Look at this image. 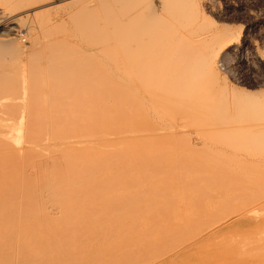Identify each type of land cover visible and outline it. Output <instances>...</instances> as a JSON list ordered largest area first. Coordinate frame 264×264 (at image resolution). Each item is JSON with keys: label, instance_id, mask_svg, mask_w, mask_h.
Returning <instances> with one entry per match:
<instances>
[{"label": "rangeland", "instance_id": "1", "mask_svg": "<svg viewBox=\"0 0 264 264\" xmlns=\"http://www.w3.org/2000/svg\"><path fill=\"white\" fill-rule=\"evenodd\" d=\"M19 1H20V4L21 5L18 3ZM98 1L99 0H29V2H28V0H23V1L22 0H16V1L15 0H0V39H4V42H5L4 45L3 44L1 45L0 53L4 52L2 54L6 55V56H3V55L0 54L1 55L0 58L2 57L0 59V75H2V77L0 76V79H3V80L5 79L4 80V83H6V84H4L2 82V80H1L0 84H3V85H1V88L0 89L3 90L4 92L6 91L5 94H7V95H5V98H6V96H7V98H9V96H10V98L8 100L6 98L5 101H4L3 100L4 99V93H3V91L0 92V94H3V95H0L1 96L0 97V123L2 124V122H3V124L5 123L4 124L5 126L6 125L7 126L8 125L11 126L12 129H11V127H7V128H9V130L10 129L12 130V131L10 130L11 132H13V128L15 126L16 127L15 131H17L16 133L19 134L18 137L20 138L19 140L21 141L18 144L16 143L18 146L15 143H13L12 141L15 139V137H17L18 134L14 135V133H11L10 132L12 134L11 135V134H9V130H7L8 131V134L6 132H5L6 134H3V132L6 131V130H4L6 127L2 124L5 128H2L0 126L1 127L0 128L1 129L0 130V133L2 132V129H3V132L1 134H3L4 137L9 138L10 136H13L12 137V141H10L11 137H10L9 140L7 139L9 141L7 144L12 143V145L16 149L10 147V145H7V144H6L7 146L5 145V147H9L8 150L11 148L10 149L11 151H12V149L15 150L18 153V156L21 155V157L24 156V153H25V157H27L26 156V153L29 150H33V152H34V153H32L31 151H29V152H31L30 153L31 154L30 156L27 154L28 157H30V158H32V156H33V158L35 157L36 159H40V158H43V157H47L48 156V153L47 152L46 153L44 152L46 156L45 155L44 156L41 155V157L36 156V154H37V152H39L37 154V155H39L42 152V151H40L42 148H45L46 145L48 146V144L51 143V141H53L54 139H56V138H54L55 136L52 137V136L49 135V133L54 134V132L56 131V127L58 126L57 125L58 122H54V121H58L57 120L58 118L56 117L57 119H55V116H58L56 114L59 111V108L60 107L62 108V106L64 108L60 109V112H59V113H61V115L65 111L66 115L68 116V114H69V116L72 118L74 116V115L72 116V114L75 113V114H77L79 116V118H77L78 120L76 119L77 122H79V123L80 122L81 123L84 122V124L80 125L81 124L80 123L77 126L78 123L76 124V120H74V122H75L74 123V122L71 121L72 119L71 120L69 119L70 117L69 118L66 117V118H68V119H66L64 117L65 116V113H64L63 116H60V117H61L62 121L66 119V121L68 122V124L69 125L71 124V127L73 125H75L78 128H80L79 126H81L82 128H85V126L86 127H89L88 125L93 126L94 124H95L94 126H96V124H97L96 122H94L93 124L90 123V122L93 121L94 118H95V120L97 119V120L100 121L101 120L100 117H97L96 115L95 116L94 115H90V118H88L89 117V114H85V117H87V119H86L85 117H83V114L80 113L79 110H78L79 112L77 111V113L75 111L77 109V108L75 109V107H77L76 105H78L81 102V100L80 101L79 100L75 101V99H77L76 96L78 94H80V93L82 94L83 91H84V89H83V91H78V88L77 87L79 85H82V87H83L85 84H89V83H90V85H88L86 87L92 86L91 83H93L92 82L93 79H88L89 76L91 77V75H92V77L94 78V80L96 79L98 81L100 78L101 79L99 80L100 83L99 82H96V80L94 81V85L96 84L95 87H94L95 89L94 88H91V87H89V88L94 89V90H97V88H96L97 86H99V88L101 89V88H105L106 87L105 85H107V87H109V88L110 87L113 88V90L112 89L110 90L111 92L108 90L109 88H107V89L105 88L104 89L106 91L105 93H107V95L103 94V91L100 93L101 90L99 91V89H98L99 93L101 95L103 94L102 96H105V97L107 96V99L106 98H103V99L100 98V99H102V101L100 100V102H102V103L104 102V104H101L99 102L98 98L96 97L95 100H98V102L100 103L99 104L100 109H97L98 104L96 103L97 104V107H96L97 110L95 109V107H94L95 110H89L88 109V108H90L89 104L91 105V102H89L90 100L85 103L84 100L82 99L84 103L81 102L82 105H85V106L88 107V108L86 107L87 108L86 110L91 111V113H94V111H96V112L99 111L100 112L101 109H102L101 110V113L105 112V110L107 108L106 109L105 108H101V106H103V105L106 106L105 103L109 104L113 108V110H108V113L109 114L106 115L107 117H109L107 123L110 124L109 127H111V128H115V126H117L115 128V129H117L116 130L117 131L116 132L117 134L114 132V129H112V131H113L114 134H112V133L111 134H107V133H110V131L108 129L109 127L107 128L108 125H106V127H105L104 125L106 123L105 124H102L101 123L102 121L104 123V120L107 121V119H104V118H106L105 117V114L106 113L104 115H101L100 114L101 117L103 118V120H101V122H100V124H102V126L99 127V128H102L101 131H103V134H102V132L100 133V136H101L100 137V139H101V149H103V150H101V156L103 157L102 159H104L106 157V152L107 151H109L107 153L108 154L107 155L108 156L107 157L108 159H109V156H110L109 153H111V154H112V152L115 153L114 151H117L119 153L122 152L120 155L117 154L118 156L117 155L116 156L115 155H112L114 158H110V159H113L112 162L115 160L113 162V164L110 163L111 161L108 160V159H106V158H105L106 161L105 160L102 161V159H101V161H102L101 162V165L104 162L103 167L105 169L103 168L102 169V172L100 174V178H101V181L100 182L101 183H104L105 185H102L101 184L102 187L100 186V189H99L100 190L99 191V193H100L99 197H100V201L103 200V199L104 200L106 199V200L103 201V202L102 201L101 202L99 201V208H101L100 203H102L101 205L104 208H106L108 211H111L112 212V213L111 212L108 213L107 216H106V213H105L106 210L104 208H103L102 211L100 210L101 211V216L103 214H104V216H106V217H104L105 220L103 219L104 221H106V222L109 223L108 219L106 220V218L107 217H110V218L112 217V220L114 221L116 219L115 222H117V223H118V221H120L119 223H121V222L124 223V220H127V221H129L131 223L133 222V224H135V226H136V223L137 222L138 223L141 222V223L151 224V221H152V223H156V225H161L159 223L164 222L165 219L167 218L166 219V223L165 222L162 223V225H161L162 228H161V226H158V228H157L160 233H162V232L163 233L164 232L165 233H167V232L170 233L169 235L168 234H164V236H163V233H162V236L164 238L171 235V230H173V232H174V229H175L174 226L175 225L177 226L176 228H178L179 225L181 224L182 226H185L183 228L185 230L188 228V226H189V228L192 229V230L190 229L189 232L187 230V233L188 234H186V232H184L186 235H182V233H183L182 231H181V234H180V230L182 228L181 225H180L181 228L176 229V230H178V232H179V234L181 236V237L179 236L181 238V240H182V237L183 236H185V237L186 236H189L190 237V238L189 237H186V238L183 237L185 239V241L186 240L187 241L185 242L183 240L184 243L182 241V245H180L181 243H178V245H180L178 247H181V246H184V245H188L189 243L191 244L192 243V239H193V241H194V239H195V241H199V240L201 241V240H206V239L207 240H211V237L210 236L208 238V235H209L210 232H208V234H207V231L212 230V228L214 230L216 229V231H219L221 229L220 230L221 232H222V230H223V232L226 231V230H228L227 232H229V233L231 232L232 235H230V234H228V235L232 236V238L229 236L230 238H227V240L233 239L235 237L234 233H236V230H237V232H238V230H240L239 233H240V235H243V236L244 235L246 236L247 234L250 235L251 233H253L252 231L255 230V228L257 227L256 226L254 228V225H258L259 230H261L260 229L261 225H262V227L264 226V219H262V217H264V211H263L264 205H262V204H264V190L262 189L264 187V180H262V179H264V146L261 147L263 145V142L261 143V141L264 138H262V139L260 138L261 141H259L258 143L256 142L257 145L254 144L253 140L255 141V139H256L255 137H256L257 133L259 135H262V136L264 135V134H262V133H264L263 132L264 131V125H263L264 118H261V117H264V0H150V1L149 0H145V1L144 0L143 1L141 0L140 1L139 0L141 3L136 2L138 0H132V1L130 0V2H129V0H109V1L108 0L104 1L103 0L102 3H100L101 0L99 2ZM175 1H177V2H175ZM12 3H14L15 5H16V3H18V5H16L17 8L14 7V5L12 6L11 5ZM26 3L28 4L27 6L25 5ZM86 3H88V4H86ZM90 3H91V5H90ZM135 3L138 6L136 5V7L134 8ZM22 4H24L23 7H21ZM127 4H129V5H127ZM148 4H149V6L152 5V4L154 6L152 5V7H149ZM176 4H177V6H176ZM118 5H120V6H118ZM145 5H146V7H144ZM171 5L172 6L174 5L173 6L174 7L173 9H171ZM18 6L21 7V8H19L20 10L18 9ZM129 6H131L132 8L129 7ZM128 7H129V10L130 11L128 10ZM93 8H95L97 10H95ZM150 8H152V10ZM180 8L182 9L181 10L182 11V14H178V11L176 12V10H179ZM16 9H17V11H15ZM74 10H75V12H74ZM124 11H128V13L126 12L125 15H122V14H124ZM94 12L96 14H94ZM153 12L155 14H158L159 16L154 15ZM170 12L172 13V15H171ZM102 13H104L103 14L104 16L106 14H108L113 19L112 20L111 19H108L107 22H106V19H104V18H106V17L107 18H110V17L107 16V15H106V17H103ZM78 14H84V15H80V16L83 17L84 19H85V17H87V21L88 22H91L92 23L93 20L95 22H97L96 28L99 27L98 28L99 29V32L100 33L102 32L103 35H105L107 33L106 34L107 37H104L103 39L100 38L102 40V44H99L101 42V40L99 39L100 42L98 41V38L96 36H99V34H98V31H96V30H95L97 32V33L95 32L96 36L94 34H92L93 35L92 37L95 36L96 39H97L96 40L97 42L95 43V40L94 39H92L94 42L91 41V38L92 37H90V40H89V38H88L89 36L88 35L86 36V33L87 32L84 33V31H83V30L87 29L86 26H85L86 28L83 29V26L84 25H87V23H85L86 20L84 21L83 18H82L81 19L83 21L82 22L79 19ZM90 15L93 16V17L96 16L95 19L92 18V17H91L92 19H90ZM120 15H121V17H120ZM131 15L133 16V18H131ZM153 15H154V18L157 17V19L159 18L160 20H158L156 22L157 24L156 23L155 24L153 23L152 24L153 26L152 25L148 26L147 25L148 24L147 22H149V21L152 20ZM116 16H117V18H116ZM148 17H151V18L147 19ZM115 18L118 19V21ZM20 19L21 20L22 19H25L26 21L25 20H22L21 21ZM73 19H74V21H73ZM163 19L165 21H163ZM132 20L135 21V22L133 23ZM108 21L109 22L111 21L113 24L112 23L110 24ZM115 21H116V23H114ZM145 21H147L146 22V25H144L145 24L144 23ZM21 22H23V23L20 24ZM100 22H102L103 24L100 23ZM151 22H149V24ZM83 23H85V24L84 25H81ZM121 23L122 24L124 23V25L122 26ZM126 23L127 24L129 23L130 26H128L129 25L128 24L127 27H125L126 26L125 25ZM142 23H144L143 24V27L145 26L144 28H142V26H141ZM165 23H168L170 25L169 27L171 29H173V31H171V33L168 31L169 28L167 30H165L163 28V26L166 27V25H167V24L165 25ZM92 24H89L87 26H90ZM100 25H101V27L102 26H104V27H102V29H101L100 28ZM112 25L114 27H112ZM116 25H117V27H116ZM157 25H159L160 27H158ZM161 25H163V26L161 27ZM146 26H147V29L148 30L145 29ZM119 27H121V29H119ZM123 27H125V28H123ZM156 27H157V29H159V28L160 29H164V32H163V30H161L162 31L161 34H163L162 37L165 35V33H168L169 35L172 34V36L170 35L171 37H168V34H166L167 35L166 37H168L167 40H166V37H165V39H163V40L168 41V45H167V42L166 41H163V40L159 41L160 44L157 41H154L155 42V44H154L152 38L150 39V40H152V43H151L150 40L147 39V38H150L149 36L153 37L152 35H154V34H155L154 37L155 36H159V35H157V33H155V32H158V30L155 31V28ZM112 28L114 30L116 29L115 32L113 31ZM174 28H175V31H174ZM28 29H29V32H28ZM93 29H95V28H93ZM109 29H110V31H109ZM176 29H177V31H176ZM126 30H128V31H126ZM138 30L140 32L141 31H144L145 33H147V31H149L150 34L148 33L147 36H142V38H141V36L140 37L139 36H136V35H139V33L137 32ZM88 31H90V30H88ZM45 32H46V34H45ZM124 32L127 33L126 37L124 35L126 33H124ZM129 32L132 33V37L131 36L130 37L133 38V39H136V40L139 38L138 41L141 40L142 41V43H141L142 45H144L143 42H146V43L147 42L148 43L150 42L151 44H154V45H163L164 46L166 44L167 46H166V48H165V46H164V48H163V46H161L160 48L159 47H153V48L150 47L149 48L148 47L149 45L147 43L146 44L147 47H148L147 48V47H145V45L142 46L140 44L141 41L137 42V41L133 40V42L135 41L134 42L135 45H134V43L132 42V40H130L129 43L132 42L130 45H134L133 48L135 47V49H134L135 51L138 50V51H136L137 53H134V54L132 53L131 54L130 53V51L132 50L131 47H129L130 49L129 48L127 49L126 47L125 48H122L125 43H126V46L129 45V43L127 44V42H128V35L130 34ZM133 32L134 33H138V34L135 35L136 37L135 36L133 37V35H134ZM92 33H93V31H92ZM142 33H140V34L142 35ZM145 33H144V35H145ZM159 34H160V32H159ZM181 34H182V36H184V38L187 37L189 39L188 40L186 38L189 43H187L185 41V43H184L185 45L184 46H182L183 43L181 44V42L183 41V40H180V38L182 37ZM178 35H179V37H178ZM100 36H102V35L100 34ZM123 37H125L127 41L124 42L123 40H125V38H123ZM34 38H36V39H34ZM131 38H129V39H131ZM106 39H110L111 40L110 41L111 44L109 43V41H107V44L108 45L106 43H104L106 41ZM142 39H145V41H143ZM157 39L160 40L161 39V35L159 37H157L155 40H157ZM170 39H172V40H170ZM175 39H177V40H175ZM204 39H205V41H204ZM1 41H3V40H1ZM169 41L173 45L175 44V41H176V43H177V41H179V42H178V44H176V46H173L172 45L170 47L171 44L169 43ZM173 41H174V43H173ZM206 41H208V43ZM218 41H219V43H218ZM190 42L192 43V45H188V44H190ZM204 42H206V43L204 44ZM49 43H51V44H49ZM118 43H120V44L117 45ZM137 43L140 44V46H139L140 48L137 46L138 45ZM179 43H180V46H178ZM47 44H49V45H47ZM52 44H54L55 47L58 50H54L56 48L53 49L52 46H51ZM49 46H50V48H49ZM107 46L109 47L108 50L107 49L106 50L104 49L105 51H107V53H106L102 48L103 47H106L107 48ZM142 47H143V49H142ZM167 47L170 48V51L167 49ZM172 47L173 48L175 47L176 49L174 48L173 51H171L172 50ZM206 47L209 48V49H207ZM145 48H147V49H145ZM162 48H163V50H161ZM181 48H184L186 50L185 51V55L182 54V52L184 51V49L182 50ZM212 49H213V51L215 50L214 52L212 51L213 54H216L217 53L215 55L216 57H214V65H215V68L217 69V71H218V73L220 75V77L218 78V80L220 82L218 81V83H217L216 82L217 79H216L215 84H214V81H213V83L212 82L210 83L209 80L203 79V78L201 79L200 76H199V79H198L199 82H198V80H197V78H198L197 75L198 74L195 75L197 69L194 71L195 72L194 73L193 72L194 68L192 67V63H193V61L195 62V60H196V63L198 62V60H197L198 58L196 59V57H199L200 56V53L208 54ZM66 50L67 51L70 50L71 52L68 51V53H67ZM196 50L198 52H196ZM58 51H60V53ZM62 51H63V53H62ZM206 51H208V52L206 53ZM56 52H58L59 54L56 55ZM145 52H148V53H145ZM176 52H179V54H177ZM187 52H189V53H187ZM212 52H210V53H212ZM111 53H112V56H111ZM81 54H83V55H81ZM198 54H199V56H198ZM59 55L60 56H63V57H60ZM140 55H141V57H140ZM50 56H51V58H50ZM108 56H110V57H108ZM146 56L148 58V61H147L148 65L144 67V65H145L144 62H146L145 61L146 60V58H145ZM91 57H92V59H91ZM112 57H114V58H112ZM128 57H130V58H128ZM143 57L145 58V60H144ZM61 58H63V59H61ZM110 58H112L113 60L110 59ZM71 59L76 60V61H73ZM138 59L140 60V62H139L140 65H137V66H139V67L142 66V69L143 70L142 69H139V67H134V65H136V63L138 64ZM172 59H174V61ZM182 59H183V61H182ZM68 60L69 61L71 60L70 63H69ZM90 60H92V61H90ZM127 60H128V62H127ZM50 61H52V64L55 66L54 69H58L57 71H55L52 68L53 65L51 64ZM89 61L91 62V64H90ZM130 61L131 62L134 61V62L131 63ZM141 61H143V62H141ZM184 61H185V63L188 64V67H185V68L184 67H181L180 64H182V63H180V62H184ZM188 61H189L190 64L188 63ZM65 62H67L66 63L67 67L65 65ZM49 63H50V65H48ZM85 63H86L87 66L89 64L88 67L90 69L83 67V66L86 67ZM92 63L93 64L96 63L97 65L95 64L96 66L95 65L93 66ZM124 63L126 64V67L127 68H125V64ZM196 63L195 64L193 63V66L194 65L196 66ZM80 64H82V65H80ZM35 65H37V66H35ZM38 65H39V67H41V69H40L41 71H39V68L38 69H35V68L38 67ZM91 65L93 66V68H92ZM149 65H150L151 68H149ZM78 66L80 67V69H81V66H82L83 67V70L82 71L79 70L78 71L79 72L78 77L75 76L73 78L72 76L76 75L77 73L76 74L75 73H69V71H72V68H73V72H75L76 68L79 69ZM98 66H99L100 69H97L96 70V68ZM46 67L47 68L48 67L49 68L51 67L54 71H52V72L49 71L48 72V69ZM69 68H71V70H68ZM91 68H92V70H91ZM85 69H87V70H85ZM93 69H95L94 71H98V72L97 73L96 72L94 73ZM177 69H180V71L179 72L176 71ZM62 70H64L63 73H62ZM66 70H67L68 73L66 72L64 74V72ZM90 70L92 72H90V73L87 74L86 71L89 72ZM33 72H35L34 73L35 75L37 73V75L39 76V78L37 77V75L34 76L33 75ZM39 72H41V74ZM57 72H59L60 75ZM76 72H77V70H76ZM53 73L56 74V75H53L54 77L52 76ZM47 74H49V75H47ZM62 74H64L65 77H63L64 75L61 76ZM50 75H51V77H50ZM66 75H70L69 76L70 78L68 76H66ZM107 75H109L110 78L113 79L111 81H112V83L114 85L111 84V82L109 81L110 79L107 78L108 77ZM40 76H41V78H40ZM84 76H86V77H84ZM146 76H148V77H146ZM155 76H156V78H155ZM166 76H168V78ZM29 77L30 78H33V79L35 77V79L34 80L33 79H29V81H28V78ZM36 77H37V79H36ZM61 77H63V80L64 81L61 80ZM105 77H106V79H104ZM180 77H181L182 80L180 79ZM18 78H19V80H18ZM55 78H58V81L59 82H57V83L59 84V87L60 88L57 87L58 85L55 83L57 80ZM64 78H68L67 81L69 83ZM76 78H77V81H78V78H80V79L82 78V80H80V83L85 82L84 85H83V83L80 84L79 82H78L79 85H78L77 82H76V85H75V83L70 82V81H72V79H74V82H75L76 81ZM14 79H15V81H13ZM69 79H71V80H69ZM145 79H146V81H145ZM150 79L153 80V81H151ZM173 79H175V80H173ZM221 79H222V81H221ZM47 80L49 81V83L47 82ZM51 80H53V81L56 80V81L53 82ZM89 80H91V81L88 82ZM101 80H103L104 82H102ZM106 80H108V81H106ZM149 80H150V83H148ZM203 80L204 81L206 80V81L204 82ZM31 81H33L35 83H31ZM39 81H41V82L38 83ZM115 81H116V83H115ZM168 81H170V82L168 83ZM207 81H209V83ZM63 82H67L68 84L66 83V85H62ZM86 82H88V83H86ZM193 82L194 83L196 82V83L194 84ZM37 83L40 86H41V83H42V86H41L42 89H40V86L37 85ZM152 83H154L155 86ZM190 83H192V84H190ZM9 84H11V85H9ZM29 84L34 89L32 88L31 90H29L31 88V86ZM51 84H52V86H53L54 89L52 88ZM63 84H65V83H63ZM141 84L142 85L144 84V86H142ZM193 84L196 85V87H193ZM5 85H7L8 87L5 86ZM28 85H29V89H28ZM49 85L51 87H49ZM117 85H118V87H117ZM140 85L142 87H144V88H142ZM148 85L151 87V88H149V91L148 92L149 93H152L153 96L152 95L150 96V94H148V92L146 91V89L148 90V88H147ZM171 85H173V86H171ZM188 85L191 86V90L189 92H188L187 89H184V88H186V86L188 88L189 87ZM21 86H22V90H23L22 92L23 93L20 90L21 89ZM35 86L39 88V89H37V90H40V92L38 91L39 93H41V92L43 93V94L41 93L43 95V98L41 97V99H40V95L41 94L38 96L37 95L38 94L37 91H36V94L33 93L32 90H35L36 89ZM62 86H64L63 89L68 88V86H69V88L67 89V92H69V90H70V92H73L74 91L73 92L74 93V97H75L74 101L77 103V104L75 103L74 107L72 106L74 109L71 108V105L70 104H69L70 109L69 108L68 109H65V107L67 108V104L66 105L60 104V103H64V101L65 102H68V103L70 101L71 104L74 103V101L72 102L73 97H71V95H69L66 92V90L64 91L62 89ZM70 86L71 87L73 86V88L76 87V90L79 93H77L75 89H73L71 91V87ZM183 86H185V87H183ZM6 87H7L8 90L10 88V91L4 90V89H6ZM45 87H46V89H45ZM202 87H204V90H206L205 87H208V89L206 90L208 92L206 93V91L202 90ZM89 88H87V89H89ZM115 88L118 91H116ZM121 88H122V91L123 92L121 91ZM27 89H28V91H27ZM58 89H59V91H61V89L63 91L59 92ZM87 89L85 88V90H87ZM177 89H179V90H177ZM180 89H181V91H180ZM200 89H201V91H200ZM51 90H53L52 92L54 94H52V92H48V91H51ZM150 90H152V92ZM161 90H163V91H161ZM192 90H194V91H192ZM31 91L33 93V96L35 95L34 96V100H37V98H39L41 101L42 100L44 101V103L43 102H40L39 103L38 102L39 99H38V101H37L38 104L40 105V104L43 103L42 105L44 107L41 105L40 106L41 108L40 109H37V110H36V108H37L38 105H36L37 104L36 102H32V103H30L28 105V107L30 106V108H31L32 107L31 105H33V103H34L35 109L32 110L33 113H31L28 118H30L31 115L33 114L32 115L33 116V119H34V121H33L34 124L33 125H34L35 129L39 127L38 128L39 130L36 129L37 131L36 130L33 131V125L31 124V121L30 122H29V120H27L28 122L26 121V113L28 111L26 108H27V104L29 103V101H27V96L30 93V96H31V99H32L33 96L31 95L32 94ZM55 91H56L57 94L59 93V95L62 94V96H58V97H60V100H59L58 105H57V102H58L57 100L58 99L56 98L57 99L56 100V99L53 98V96H56L57 97V95H55ZM112 91H115L116 92V95H113V96H118V95L121 96V95H124V96H122L124 99H121V97L118 96L120 99L118 98L119 100L117 99V101H116L115 100V97H113V98L111 97L112 95L110 93H112ZM171 91H172V93H171ZM178 91H179V93H178ZM183 91L186 92V93H183ZM62 92H64V95H63ZM115 92L112 93V94H115ZM146 92H147V94H146ZM173 92H175V93H173ZM194 92L195 93L198 92L199 95H197L198 93L195 94ZM16 93H20L21 96H23L22 97V101H21L22 104L23 103L25 104V105L24 104L22 105L23 107L21 106V104H18L20 102L18 100H16V99L19 98V100H20L21 99V96L19 95L20 96L19 97L18 94L16 95ZM48 93L51 94V95H53L52 97L50 96V98H52V100L51 99H48V96H49ZM66 93H67L68 96L66 95ZM76 93H77V95H76ZM159 93L162 94V95L164 94V96L161 97V95ZM210 93L212 95H209ZM8 94H10V95H8ZM81 94H80V96L82 97L83 94L82 95ZM154 94H156V96H158L157 97V100L155 99V95ZM179 94H181L180 95L181 98L178 97ZM205 94H206V96H205ZM12 95H16V96H12ZM86 95H88V96L91 97V94L89 95V94H87V92H86ZM101 95L99 97H101ZM185 95H187V96H185ZM207 95H209V96L212 97V98L211 97L210 98L213 99L212 100L213 103L211 102V104H209L210 103V100L207 97ZM2 96H3V98H2ZM63 96H65V97H63ZM72 96H73V94H72ZM80 96L78 95L79 99H81ZM108 96L111 97L112 99L111 98H108ZM172 96L174 98L173 100H175L173 103H171L173 100H172V98H170ZM191 96L192 97L194 96L193 97L194 99ZM202 96L208 98V102L206 101L208 104L204 101L205 99H203ZM15 97H17V98H15ZM126 97L128 98V100L131 103H129L128 100L125 99ZM151 97L152 98L154 97V99L157 102L160 101L158 98H161L164 101V105L163 106L161 105L162 108H164V109L167 108L169 111L171 109L172 111L169 112V111H167V109H165V110L162 109L161 110L160 104H157V102H154V100ZM197 97H198V99H195ZM223 97H225V98H223ZM232 97L235 98V100H233ZM245 97L248 98L249 100L248 99H245ZM61 98L64 99V101ZM93 98H95V96ZM165 98H166V100H167V98H170V100L165 101ZM207 98H206V100H207ZM12 99L15 100V101H17L16 103L14 102L16 104L15 109L13 107L14 106L13 105L14 103H12V105H11V101H13ZM66 99H67V101H66ZM177 99H180V102H181L182 107H183V104H185V102H187V104H185L187 106L184 105L185 108L186 107L187 108L184 109V111L182 110L184 114H180V113H182V111H181L180 113H177L178 115L174 116V118H173V116L171 115V113L172 114L173 113L176 114V112H177L176 110H178V108L180 106L179 100L177 102ZM184 99H187V101L184 100ZM200 99H203V100H200ZM223 99H224V101L226 100V103L227 104L226 103L225 104L223 103V101H222ZM34 100L32 99V101H34ZM46 100L47 101L49 100L51 103H54L55 102L54 100L57 101L54 106H53V104H51L53 106L52 109L53 108L54 109L56 108V111L57 112H54L55 113V116L52 115V113L51 114L49 113L50 111H52V110H50L51 109V105L49 106L48 103H50V102H47ZM122 100H123V102H126L127 101L126 103L128 105L127 104H124V103H121ZM162 100H161V102H163ZM195 100H197V101H195ZM252 100H254L255 105H256L254 115H255V113H257L258 115H262L261 117L259 116V118L258 117H250L251 112H249V110L247 109L248 106H246V103H247V101L252 102ZM3 101L4 102H6V101L9 102V103L8 102H6V103L10 104L9 105V106H11V108H9L10 110L8 108L6 109L5 103H3V104L1 103ZM189 101H191V103ZM192 101L196 105H198V103H200L202 101L206 103V104L203 103V104H205V106L207 105L206 107L205 106L203 107L204 109L206 108L205 110H203V113H205V112L206 113H208V112L213 113L214 111H216L217 114L216 113L215 114L217 116L214 113H213V115L211 113L209 115L205 113L206 115H208L207 117L212 116V118H213L214 116L215 117H219V115H220L221 118H223L222 116H224V118L221 119V120H217V118H215V120L217 121L216 122L215 120L212 121L211 117H209L208 118L209 123L206 124L207 126L206 125L205 126L202 125V122L201 121L204 122V120H205L204 116H202V113L200 114V113L197 112V116H199V119H197L198 117L195 116L196 114H195L194 111H199V109H197V108H199L200 105L203 106V104L198 105L199 107L196 106V105H194L195 107L194 106L191 107L190 104H193ZM161 102H159V103H161ZM169 102H170L171 106H170ZM174 103H175L176 106L173 105ZM219 103H220V105H219ZM1 104L2 105H5L4 106L5 108H2L3 106H1ZM116 104H117V106H115ZM166 104H169V105H167L165 107ZM221 104L223 105V108L225 110L223 109V111H220L219 112L218 110H220V109H218V108L219 107L220 108L222 107ZM235 104H237V105H235ZM82 105H79V109H81V110L84 109V107H85V106H83V108H81L80 106H82ZM122 105H124L123 107L125 109V112H124V110H122L123 109L122 107H121L122 109H120V107H119V109L116 108V107L122 106ZM209 105H211V106H209ZM110 106H108V108ZM202 106L200 107L201 108V111L203 109ZM236 106L238 107V110L239 111H240L239 108H241V111L240 112L237 110ZM155 107H157V108H155ZM1 108L3 109V111L6 109V112H3L1 110ZM92 108L93 107H91V109ZM212 108H216L217 110L216 109L211 110ZM234 108H236V110L239 112V114L238 113H235L236 111L234 110ZM259 108H261V111L259 110ZM174 109H176V110L174 111ZM179 109H181V107ZM190 109L192 110V112L195 115H193V113L191 112ZM194 109H197V110H194ZM48 110H50V111H48ZM128 110L130 112H128ZM247 110H248V112H247L248 114H246V111ZM37 111H40L41 112L40 113L41 115L40 114L39 115L40 116L43 115V117L45 119H43L41 117L38 118L39 116H38V112ZM53 111H55V110H53ZM66 111L69 112V113L67 114ZM111 111H118V113H119V115H117V117L119 116L118 117V120H119L118 122L119 123L117 121H115L117 123V125H114L115 124L114 122H113L114 124L112 123L113 125H111V122L110 121H113V120L117 119V117L116 118L114 117L116 114L115 115L112 114V113H115V112H111ZM166 111L169 112V113H167ZM178 111H180V110H178ZM126 112H128L127 115H126ZM185 112H187V113H185ZM259 112H260V114H259ZM232 113L233 114H236V115L238 114L237 116H238L239 119H237V116L232 115ZM1 114L3 116H1ZM4 114L6 115L5 117L9 116V117H7L9 121H6V119L4 118ZM17 114H19L18 119H17V116H16ZM28 114H29V112H28ZM97 114H99V113H97ZM143 114H144L145 117L143 116ZM188 114H189V116L191 115L190 116V120L188 119L189 118L187 116ZM221 114H223V115H221ZM257 114H256V116H257ZM49 116L52 117L51 119H55V120L54 121H50L51 119L48 120ZM111 116L113 118H115V119H113ZM75 117H76V115H75ZM195 117H196L197 120H200V118L203 117V120H201L200 122L198 121L199 126L196 125V127H195V124H192L193 126L190 124L191 119H192V121H194V118ZM207 117H206V119H207ZM24 118H25V120H24ZM36 118L38 119V121H36ZM10 119H11V121L14 122L15 125L14 124H11ZM231 119H233V121H231ZM235 119L240 120V121H237ZM260 119H262V120H260ZM86 120H89V122L86 121ZM147 120H149V121H147ZM35 121H36V123H35ZM140 121H145V123L144 122L143 123L141 122L142 124H140ZM205 121L207 122V120H205ZM210 121H212V122L210 123ZM219 121H220V123H219ZM15 122L18 123V124H16ZM40 122H42V128L45 131H43L41 129V127H40L41 126V123ZM44 122L46 124H43ZM51 122L55 123L54 124L55 126L54 125H51L50 126ZM67 122H65V123H67ZM29 123H30L31 126H28ZM200 123H201V126H200ZM20 124H21V129H18L19 126H20ZM25 124L29 128L27 127V129H24V128H26ZM59 124H61V127H63V125H64V124H62L61 121L59 122ZM146 124L148 126H145V128L143 126V128H141V125H146ZM125 125H127V126H125ZM246 125L247 126L249 125V126L247 127ZM52 126L55 127V131H54V127L51 128ZM238 126H239V129L240 128H243V129L240 130L242 132V134H237V130H238V133H241V132H239ZM30 127H32V129ZM71 127H70V129H71ZM244 127H247L246 130L248 132L245 131V128ZM49 128H51V130L53 132L50 131ZM57 128H60V126L57 127ZM63 128H62V130L64 131ZM215 128L216 129H223L224 128V129L221 130L222 132L220 130H217L218 133H219L218 134L214 130ZM228 128H230V130ZM231 128H233V130ZM47 129L49 130L48 132H47ZM66 129L67 128H65V130ZM125 129H127V130H125ZM24 130H26V131L28 130V131L27 132L26 131L24 132ZM224 130L225 131H228V132H225ZM42 131L43 132H46V135L45 136H44L45 133L43 134ZM74 131L75 130H73V132ZM106 131H109V132H106ZM124 131L125 132H128L130 134H127ZM70 132H72V130ZM234 132H235L236 135H234ZM27 133L30 134V135L33 134L34 136L35 135H37V136L36 137H34V136L33 137H29L30 135L28 137L27 136H24ZM63 133L65 134L66 132H63ZM230 133L231 134L233 133V134L231 135ZM246 134H247V136H246ZM8 135H9V137H8ZM38 135L41 136V137L38 138ZM1 136L2 135H0V137ZM47 136H49V137H47ZM220 136H222V137H220ZM223 136H224V138H223ZM250 136H251L252 142H251V140L249 138ZM253 136H254L255 139H253ZM109 137L111 139L112 138L113 139L116 138L114 140H117V143L116 144L115 143L114 144L113 143H110L109 144L108 141H107V140H109L108 139ZM24 138H25V140H24ZM26 138L28 139V141L30 140L29 142L32 143L31 146H30V143H28L26 141L27 140ZM35 138H37V139L34 140ZM43 138L44 139L46 138L45 141H44ZM68 138H70V137H68ZM76 138L77 137H75V139H74V137H72L71 140L72 141L73 140H77L78 138L77 139ZM245 138L247 140H245ZM31 139H32V141H31ZM39 139H41V140H39ZM61 139H63V138H61ZM258 139H259V137H258ZM258 139H256V140H258ZM0 140H2V138ZM4 140L5 139L2 140L3 143L7 141V140H5V141ZM33 140H34V142H33ZM37 140L38 141H43L44 144L42 142H38ZM104 140L107 141V143H105ZM2 141H0V143H2ZM24 141H25V144H24ZM35 142H37L38 144L42 143L44 146H42L41 149H40V147H38L40 150H38V148L36 149V147L33 148V145H34ZM102 142H104V144ZM114 142H116V141H114ZM37 143H35L34 146H38ZM106 144H108L109 148H107V145ZM19 145H21V146H19ZM115 145L117 146V148H115L116 147ZM0 146H2V147H0V149L4 147L3 144L0 145ZM103 146H104V148H103ZM110 146L112 147V149L110 148ZM18 147H20V148H18ZM21 147L24 148V151L22 150ZM4 148L2 149V152H3V150L6 151L5 150L6 148L5 149ZM20 149H21L22 152H20ZM18 150H19V152H18ZM43 151H47V150L44 149ZM126 151H127V153H126ZM10 152L9 151H6L5 153L4 152L3 153H0V157L3 158L4 156L7 157V156H12V155L16 156L15 155L16 153H14V151L11 152L12 155H10L11 154ZM35 152H36V154H35ZM7 153H8V155H7ZM2 154H3V156H2ZM130 154H131V156H130ZM136 156H138V157H136ZM144 157H146V160L150 161L149 164L147 165V166H149V169L148 168H144L142 165L141 166L143 168L141 166H139V165H136V164H139V163L142 162V164H144L145 167H146V163L147 162H144L145 161ZM120 158H121V160H120ZM123 159H125L126 161H124ZM131 159H133V160L130 161ZM108 162L110 163V165H107V164H109ZM121 162L123 164H121ZM133 163H135V164H133ZM112 165L114 167H112ZM134 165H136V168H134V169L131 168L132 170H129V171L122 170L123 169L122 167H125L127 169L129 166H134ZM110 166H111V168H110ZM28 168L29 167H27V170H28V173L29 174H31V173L34 174L35 173L34 172L35 169L32 170L31 168L30 169H28ZM101 168H102V166H101ZM116 168H118V169H116ZM137 169H139L140 171H138ZM104 170H105V172H104ZM130 171H132V172H130ZM133 171L134 172L136 171V172L133 173ZM119 173H122V174H119ZM206 173H207V176L209 177V178H206V179H209L210 182L214 180L213 182H216L217 183L219 181V186L216 183H213L212 185L210 183V185L213 186V187H215L214 185H216V187H217V188L215 187L216 189L213 188V187H211L210 185H209V188L210 187L211 188L209 189L208 186H207V184H205L203 178H201L204 174L206 175ZM256 173L262 179H259V177L256 176ZM110 174H112L113 176H115V174L121 175L120 176L121 179L120 178L119 179H117V178L111 179L110 178V180L109 179L107 180V178H109L108 175H110ZM130 174H132V177H131ZM238 174L240 176H236ZM212 175L213 176H216V178H213ZM229 175H230V177H229ZM231 175L233 177L235 176V177H238V178L237 179H234L233 178L234 179V181H233V179L231 178L232 177ZM110 177H111V175H110ZM126 177H127V179H125ZM130 177H131V180H129L127 182V180L130 179ZM210 177L213 180H211ZM240 177H241V179H244L245 178L246 180L241 181L239 179ZM256 178H257L258 181L255 180ZM135 179L137 180V182L135 181ZM192 179H193V181H192ZM216 179H217V181H215ZM223 179L225 181L227 180V185L225 184L224 181H223L224 182L223 185H222V183L220 184V181H222ZM250 179H251V181H250ZM132 180H133V182H132ZM138 180H139V182H138ZM109 181H111V183L116 184V186H118V187H121L122 185H124L126 183H129V184L130 183H134V185H132L130 187V189L132 188V190H130L127 187H126L127 189L126 188L125 189H123V188L122 189H120V188L117 189V188H115L114 185H113L114 189H113L112 185H111L110 189L109 188H105L104 186H107L108 187V185L111 184V183H109ZM124 181H126V183H124ZM209 181H208V183H209ZM231 181L233 182L232 183L233 186H235L234 189L230 185L231 183L229 184V182H231ZM236 182L237 183L239 182L238 185L241 183V184H244V185L248 184L249 186L252 185V187L246 186V188H245L243 186H238L239 189H237V187H236L237 186L236 185L237 183ZM117 183L118 184L120 183V185H118ZM181 184H183L184 186L187 185V186H185L186 188L184 186H182ZM196 184L197 185L201 184V185L198 186V188H196L195 187V186H197ZM202 184H204V185H202ZM229 185L232 187L233 190H231V187H229ZM192 186L195 187V190L192 189ZM220 186H222L221 187L222 189L220 188ZM187 187L188 188L190 187V188L188 189ZM204 187L207 188L206 191H205L206 193L208 191V194L210 196H211V194H214L215 197L212 196V199H211V197L209 196L210 197L209 198L208 195L203 192L205 190ZM226 187H228V189ZM240 187L242 189H240ZM150 188H152L151 190L154 189L153 192L151 193V196H150V194H147V193H150V191L149 192L144 191L146 189H149L150 190ZM186 189H188V191ZM198 189H199V191H198ZM244 189L246 191L250 192V193L248 194L246 191H244ZM139 190H141L142 192L139 191ZM200 190L203 193L202 195L200 193L201 192ZM216 190H218V191H216ZM225 190H227V191H225ZM241 190H243V191H241ZM182 191H183V195L185 194L184 196L181 193ZM189 191H190V193H189ZM137 192H139V194L142 195L141 196V200L142 199L143 200L142 201L140 200L141 203H142V205H143L142 207H144V209L148 207V209H146V210L142 209V210H144L143 213L144 212L147 213L151 209H152V212H153L154 208H152V206H153L152 204H154V203H155L154 206L156 205L155 207L158 206L157 203H159V205H160L158 207H161V204L162 203H160V202L167 201V198H165L166 195H164V194H169L170 193V197L172 196L171 194H173V196L171 197V199H168V200H171V202H173L172 199H174L176 201V202L174 201L176 203V205L174 204L175 206H173V210H172V206L169 205L170 203L169 202H165V203H167L165 205H169V206L168 207H164L163 209L167 208L166 211L167 210L168 211L166 212L164 210L165 213H163L164 211H162V212L160 211L161 213H163V215L161 214L162 216H160V214L157 212L158 210H160L159 208L154 210V212L156 214L154 216L155 218H153V214L152 213L150 214V215H152V217L150 219H149L150 215L147 216L146 214L145 215L139 214V216H138L137 211L134 212L136 209L138 210V212L141 210V208L139 210V207H141V206L138 207V203H140V201H139L140 197L138 199V196H140V195H138ZM216 192H218V193H216ZM113 193H115V195H113ZM134 193H137L138 196L136 194H134ZM153 193L154 194L156 193V194L154 195ZM159 193H160V196H159ZM193 193L195 195H193ZM197 193L199 195H201V196H198V195L196 196ZM220 193H222L221 196H220ZM243 193L245 194V196H244ZM132 194H134V196ZM162 194L164 195V197L161 196ZM174 194H175V196L176 195L177 196L175 197ZM120 195L122 196V198L120 197ZM127 195L129 197H131V200H132V201L130 200L131 204L133 202V199L137 200L136 205L131 206L133 208L136 206V209H134V211H133L132 208H130V206H127V204L125 203L126 200H129V197H128V199H123V198H126ZM190 195L191 196L193 195V197H191ZM229 195L230 196L232 195V196L231 197H228ZM136 196H137V199L134 198ZM107 197H109V198L107 199ZM148 197L149 198L150 197L154 198V199L150 200V201L153 202L152 204L150 203V201H148L149 200ZM167 197L169 198V195ZM183 197L186 198V199L184 200ZM198 197L199 198L201 197L202 199L201 198L199 199ZM232 197H233V200H232ZM146 198H148V200H146ZM190 198H192V199H190ZM227 198L228 199H231V200H228ZM109 199L110 200L113 199L114 202L117 200V202L119 204L117 202L114 203L112 201L110 203V202H108ZM118 199H119V201H118ZM194 199H198L199 201L198 200L195 201ZM135 200H134V203H135ZM155 200L157 201V203L155 202ZM192 200H194V202H196V203H194ZM120 201L121 202L123 201L124 203L122 202V204H120L121 203ZM200 201H201V204H200ZM223 201H225V202L223 203ZM130 202L128 201V205L130 204ZM147 202L150 203V204H148ZM189 202H191L192 204L189 203ZM226 202H227V204L225 205ZM229 202H231V203H229ZM106 203L108 205H106ZM109 203L110 204H113L114 203L115 208L114 207H113L114 209L111 208L113 211L111 209H108L107 208V206H110ZM146 203L148 204V206H147ZM193 203H194V205H193ZM218 203H219V208L221 207V209L219 210V212H217V210H218L217 209L218 208ZM258 203H259V205H258ZM104 204L106 205V207L104 206ZM115 204L121 205L122 208L120 206H119L120 207L119 208L118 205H115ZM195 204L197 206H195ZM123 205H124V207H126V206L127 207L124 208ZM199 205H200V207H199ZM221 205H223V206H221ZM231 205H233V206L230 207ZM261 205L263 206V209L260 208ZM112 206L113 205H111L110 207H112ZM163 206H164V204H163ZM184 206L187 207V208H185ZM254 207H257V209L256 208L254 209ZM118 208H119L120 212L119 211H116V210H118ZM127 208H130V209L127 210ZM170 208H171V211H170ZM204 208H205V210H204ZM253 209H254V211H252ZM125 210H127V212H125ZM129 210L130 211L132 210L131 213L128 212ZM191 210H193V213L191 212ZM194 210L197 211V212H195ZM215 210H216V212H215ZM237 210H240L241 212L240 211H237ZM257 210H259V211H257ZM169 211H170V213H168ZM255 211L257 213L260 212V214L258 215ZM132 212H133V215H132ZM176 212H178V213H176ZM201 212H202V214L198 215V213H201ZM207 212H208V214L206 215ZM120 213H121V216H118ZM227 213H229V215ZM251 213H253V214H251ZM174 214H176V216ZM215 214L217 216H215ZM116 216H118V219L116 218ZM124 216L126 218H124ZM171 216L174 217V218H171ZM193 216H194V218H193ZM137 217H139L138 218L139 220H137ZM156 217L158 218L157 221H153L154 219H156ZM134 218H136L137 221H135ZM186 218L188 220L190 219L189 221L190 222L192 221V222L190 223L189 221L186 220ZM169 219L170 220L172 219L171 221H173V222H170L172 224H170L168 222V221H170ZM112 220H111V222H112ZM182 220H184V221H182ZM200 220H202V223L203 222L205 223V226L208 223V225L205 227L206 229L204 228V223L202 225ZM210 220H212V221H210ZM134 221H135V223H134ZM174 221L175 222H178V223H175ZM197 222H198V224H197ZM173 223H174V226L172 227L171 225H173ZM187 223L188 224H191V225H188ZM169 224H170L171 227L169 226ZM166 225H168V228H165L166 229L165 230L164 227H166ZM186 225H188V226L186 227ZM198 225L201 226L200 229H203V230H200L197 227ZM216 225L218 226V228H216ZM0 226H2V224ZM172 228H174V229H172ZM244 228H246V229L243 230ZM248 228H250V229H248ZM258 228H256L257 231H259ZM230 229H231V231H229ZM161 230H163V231L161 232ZM214 230H212L211 233ZM233 230L235 232H232ZM256 230L254 231V233L257 234V231ZM220 231L217 234H215V235L217 236V235L221 234ZM159 232L156 231V234L155 235L153 234V237L154 236L155 237L151 240V242L150 241L149 242L147 241L148 243H152L150 245H154L155 242H161V241H162L161 242V244H162L165 241V239H162L163 237L161 236V234ZM197 232H198V234H197ZM241 232H244L245 234H243ZM225 233H223V234H225ZM239 233H236V234L239 235ZM258 233H259V235L257 234V236L255 235V237H253L252 234L251 235H252L253 238H256L257 239L258 236H259V238L261 237L260 236V232H258ZM172 234H174V233H172ZM195 234H197V235L195 236ZM223 234L221 236H223ZM238 235H236L237 237H235V240L236 241L239 240L238 239ZM1 236L3 237V235H0V239H2ZM136 236H134V238ZM159 236H160V239H157ZM191 236H193V237H191ZM249 237L250 236H247V238H249ZM15 238L16 239L18 238L17 235H15ZM15 238L13 239L15 242H13V243H16V241H17ZM131 238H133V237H131ZM175 238L176 239L178 238L177 235H176ZM216 238H218V237H216ZM222 238L226 239V237H222ZM240 238H242V237L240 236ZM20 239H21V241H24V238H21L20 237ZM144 239L145 238H143V240H142V238H141V240L143 242H144ZM166 239H168V238H166ZM169 239H171V238H169ZM135 240L137 241V238H135ZM172 240H171L172 242L170 243L171 245H169V242L168 241H167L168 244L165 241L162 244L164 246V248L161 246L162 249L159 248L160 250L158 248H157L158 250H156L155 248L152 249V246H149V244L147 242H145V243H147L146 244L147 246L144 247V249L147 250V251L149 250V252H151V254L149 252H145L148 255V259L152 261L153 259H155L154 256L155 257H159L161 255L160 252H162L164 249L165 250H168V249H166V247L168 245L170 246V247H168L169 249H172V247L174 248V249L170 250V251L174 252L175 249L178 248L176 246V244L179 241L174 242L175 239H172ZM178 240H180V239H178ZM214 240L216 241L217 239L214 238ZM214 240H212L211 242H214L215 243ZM223 240L220 241V242H223ZM132 241H134V240H132ZM218 241H219V239H218ZM225 241L226 240H224V242ZM236 241H234V242H236ZM240 241H241V239H240ZM242 241L244 242V240H242ZM18 242L19 241H17V243ZM74 242H76V240H74V241L72 240V243H74ZM137 242H136V244H137ZM231 242L232 241L230 240V243ZM251 242H252V240H251ZM214 243H213V245H215ZM230 243L228 242L229 246L230 245L232 246L233 243H231V244ZM239 243L242 244L241 242H239ZM249 243L250 242L248 241V243L246 242L245 244H249ZM18 244H20V242ZM136 244L134 245L135 248H136ZM141 244H143V243H141ZM74 245H76V244H74ZM74 245L71 244L70 247L71 248H74ZM210 245H211V243H210ZM134 246H133V249L131 247V249H130L131 251L129 250V253H132L133 252L134 253V257H136L137 254H139V256H140V253H138V250L135 249V251H137V253H135L133 251L134 250ZM141 246H143V245H141ZM222 246H223V244H221V246L220 245L219 246L217 245L216 247L215 246H210L211 249L208 247L209 252H208V249L206 247L205 250H207L206 251L207 254L206 253H203L204 252L203 249L201 250V252L203 251L202 254H201V253H199L200 251L196 252V249H197L196 247L194 249L192 248L191 250H193L194 256H193V253H192V255L191 254H188V253L187 254L184 253L185 255L180 260L181 263H179V264H185V263H187V264H200V261L199 260H194L195 261L194 262L193 259H199V257L201 255L203 256L205 254H206L205 256L207 258L206 261L213 260L214 263H215L216 262L215 260L217 258L220 259V257H221L220 255H219L220 256L219 257L217 254H219L220 252H222V251H219ZM157 247H159V246H157ZM213 247L215 248V250H213L214 249ZM224 247L225 246H223V248ZM137 248L139 249L140 247H137ZM146 248H148V249H146ZM235 248H236V245H235ZM144 249H141V250H144ZM225 249H226V251L225 250L224 251L227 252V249H229V247L227 248V246H226ZM244 249L246 250V248H244ZM247 249H248V246H247ZM17 250H18V248H17ZM17 250H16V247H15L12 250L13 252H11L13 254L11 256V258L13 259V261L15 259L14 258V254H17V256H18V253H19V255L22 252H23V254L25 253V250H20V251L18 250L19 252ZM198 250H199V248H198ZM229 250H231V249H229ZM236 250H234V251L236 252ZM1 251H0V253H1ZM94 251H95V254H98V253H96V250H94ZM170 251H168V253ZM234 251L231 250V252L230 251H229V253L227 252L228 254H226V253L225 254H222V255H225L226 256V259H228L227 260L228 261V264L233 263L232 258L235 256V254H233ZM238 251H239V249H238ZM91 252H92V254H94L92 250H91ZM139 252H140V249H139ZM195 252L199 254V257H196L195 258V256H197L195 254ZM11 253L10 254H4V255L1 253L0 255H3V257H4L5 255H7V256L8 255H11ZM157 253H159V254H157ZM168 253H164V255H161L159 258H156V259H159L160 260V258L162 259L163 257L168 256L171 252L169 254ZM230 253H232V254H230ZM210 254H211V257H210ZM143 255H144V253H143ZM213 255L216 256V257H213ZM22 256L23 255H21V257ZM151 256H153V257H151ZM191 256H193L194 258H190ZM3 257L0 256V260H1L0 262H2V261L6 262V259H4ZM208 257L211 258V259H208ZM237 257L239 258V256H237ZM237 257H235V259ZM136 258H135V261H136ZM142 258H144V256L143 257L141 256L140 259L142 260ZM18 259H20V257ZM18 259H17V261H18ZM148 259L146 258L147 261H148ZM218 259H217V261H218ZM188 260L189 261L191 260L193 262H191V261L189 262ZM17 261H14V262H17ZM135 261L133 259V262H135ZM204 261L205 260L201 261V263L204 262ZM213 261H210V262H213ZM243 261L245 262L244 259H243ZM144 264H147V263H145V261H144ZM244 264H248V263H244Z\"/></svg>", "mask_w": 264, "mask_h": 264}, {"label": "bare ground", "instance_id": "2", "mask_svg": "<svg viewBox=\"0 0 264 264\" xmlns=\"http://www.w3.org/2000/svg\"><path fill=\"white\" fill-rule=\"evenodd\" d=\"M16 1V0H15ZM23 1V0H22ZM100 1V0H99ZM98 1V2H99ZM102 1L103 0H101V2L100 3H102ZM104 1H106V0H104ZM109 1V0H108ZM132 1V0H131ZM141 1V0H140ZM139 0L138 1H136V2H139V3H141ZM143 1V0H142ZM145 1V0H144ZM150 1V0H149ZM14 2V1H13ZM28 2H29V0H28ZM75 2V1H74ZM129 2H130V0H129ZM167 2V1H166ZM171 2V1H170ZM175 2H177V1H175ZM19 4H20V1L18 2ZM18 3H16V5H18ZM25 3V2H24ZM77 3V2H76ZM104 3V2H103ZM107 3V2H106ZM115 3V2H114ZM127 3V2H126ZM125 3V4H126ZM148 3V2H147ZM35 4V3H34ZM85 4V3H84ZM86 4H88V3H86ZM130 4V3H129ZM129 4H127V5H129ZM162 4V3H161ZM12 6L14 5V7H16L17 8V6L14 4V3H12L11 4ZM21 5V4H20ZM23 5L24 4H22V6L21 7H23ZM26 6L28 5L27 3L25 4ZM83 5V4H82ZM90 5H91V3H90ZM136 3H135V6H134V8L136 7ZM153 5V4H152ZM152 5H150L149 6V4H148V6L149 7H152ZM85 6V5H84ZM83 6V7H84ZM108 6V5H107ZM118 6H120V5H118ZM138 6V5H137ZM154 6V5H153ZM174 6V5H173ZM172 5H171V9H173L174 7H173ZM176 6H177V4H176ZM20 6H18V9L19 8H21ZM82 7V6H81ZM95 7V6H94ZM129 7H131V6H129ZM129 7H128V10H129ZM144 7H146V5L144 6ZM143 7V8H144ZM180 7V6H179ZM28 8V7H27ZM90 8V7H89ZM132 8V7H131ZM93 9H95V8H93ZM106 9V8H105ZM109 9V8H108ZM127 9V8H126ZM146 9V8H145ZM149 9V8H148ZM151 10H152V8H150ZM20 10V9H19ZM77 10V9H76ZM95 10H97V9H95ZM103 10V9H102ZM182 9L180 8L179 10H176V12L178 11V14H182V11H181ZM15 11H17V9L15 10ZM79 11V10H78ZM106 11V10H105ZM113 11V10H112ZM111 11V12H112ZM130 11V10H129ZM180 11V12H179ZM12 12V11H11ZM74 12H75V10H74ZM107 12V11H106ZM105 12V13H106ZM109 12V11H108ZM128 13V11H124V14H122V15H125V13ZM72 13V12H71ZM138 13V12H137ZM154 13V12H153ZM152 13V14H153ZM171 13V12H170ZM73 14V13H72ZM87 14V13H86ZM85 14V15H86ZM94 14H96L95 12H94ZM104 13H102V15H103ZM120 14V13H119ZM141 14V13H140ZM139 14V15H140ZM151 14V13H150ZM169 14V13H168ZM80 15H84V14H78V16H79V19L81 20L83 17H81ZM92 15V14H91ZM90 15V19H92V18H94L95 19V17H93V16H91ZM107 16H109L108 14H106ZM106 15L104 16L103 15V17H106ZM133 15V14H132ZM131 15V18H133V16ZM154 15H156V16H159L158 14H155L154 13ZM154 15H153V17H152V22L151 21H149V22H151L150 24H149V22H147V21H145L144 23H142V28H144L143 27V24L144 25H146V22L148 23L147 25L148 26H150V25H152L153 23L155 24L158 20H160L159 18L157 19V17H155L154 18ZM171 15H172V13H171ZM174 15V14H173ZM98 16V15H97ZM113 16V15H112ZM130 16V15H129ZM128 16V17H129ZM21 17V16H20ZM71 17V16H70ZM92 17V18H91ZM99 17V16H98ZM110 17V16H109ZM120 17H121V15H120ZM16 18V17H15ZM116 18H117V16H116ZM115 18V19H116ZM135 18V17H134ZM149 18H151V17H148L147 19H149ZM19 19V18H18ZM104 19H106V22H107V20L108 19H113V18H104ZM130 19V18H129ZM21 20V19H20ZM22 20H25V19H22ZM21 20V21H22ZM83 20L85 21H87V17H85V19L83 18ZM98 20V19H97ZM100 20V19H99ZM117 21H118V19H116ZM127 20V19H126ZM135 20V19H134ZM145 20V19H144ZM162 20V19H161ZM26 21V20H25ZM73 21H74V19H73ZM82 21V20H81ZM85 21V23H87V25H89V24H92V25H90V26H87V25H84L85 23H83V24H81V25H84L83 26V29L84 28H86L87 27V29H85V30H83L84 31V33H86V36L88 35L89 37V40H90V37H92L93 35L92 34H94L95 36H96V34H95V32L96 31H98V34H99V36H96L97 38H98V41L100 42V40L101 39H103L104 37H107V33L105 34V35H103L102 34V32L100 33L99 32V27L98 28H96V26H97V22H95L94 20H93V22L91 23V22H86ZM114 21V20H113ZM133 21V20H132ZM140 21V20H139ZM143 21V20H142ZM163 21H165L164 19H163ZM79 22V21H78ZM77 22V23H78ZM83 22V21H82ZM109 22V21H108ZM121 22V21H120ZM135 21H133V23H134ZM23 22H21L20 24H22ZM100 23H102V22H100ZM110 24L112 23L111 21L109 22ZM114 23H116V21L114 22ZM125 23V22H124ZM124 23L122 24L121 23V25L123 26L124 25ZM29 24V23H28ZM80 24V23H79ZM96 24V25H95ZM103 24V23H102ZM113 24V23H112ZM118 24V23H117ZM129 24V23H128ZM127 23L125 24L126 26L125 27H127V25H128ZM132 24V23H131ZM157 24V23H156ZM167 24V25H166ZM5 25V24H4ZM11 25V24H10ZM99 25V24H98ZM133 25V24H132ZM131 25V26H132ZM140 25V24H139ZM160 25V24H159ZM159 25H157L158 27H160ZM165 25H166V27L165 26H163V25H161V27L163 26V28L165 29V30H167L168 28H169V32L171 33V31H173V29H171L169 26V24L168 23H165ZM86 26V27H85ZM121 26V27H122ZM128 26H130V24L128 25ZM138 26V25H137ZM153 26V25H152ZM151 26V27H152ZM174 26V25H173ZM27 27V26H26ZM82 27V26H81ZM102 27H104V26H102ZM102 27H101V25H100V28L102 29ZM112 27H114L113 25H112ZM116 27H117V25H116ZM115 27V28H116ZM121 27H119V29H121ZM125 27H123V28H125ZM89 28V29H88ZM93 28H95V29H93ZM138 28V27H137ZM98 29V30H97ZM113 29V28H112ZM132 29V28H131ZM139 29V28H138ZM146 30H148L147 29V26H146V28H145ZM164 29H157V27L155 28V31L156 30H158V32H155V33H157V35H161V39L160 40H155L157 37H159V36H155L154 37V35H152L153 37H151V36H149L150 38H147L148 40H150L151 38H152V40H153V43L155 44V42L154 41H157L158 43H159V41H161V40H163V39H165V37L167 36L166 34H168V33H165V35L162 37V35L163 34H161V30H163V32H164ZM88 30H90V31H88ZM96 30V31H95ZM104 30V29H103ZM116 30V29H115ZM115 30L113 29V31L115 32ZM137 30V29H136ZM135 30V31H136ZM152 30V29H151ZM92 31H93V33H92ZM101 31V30H100ZM105 31V30H104ZM103 31V32H104ZM109 31H110V29H109ZM118 31V30H117ZM126 31H128V30H126ZM131 31V30H130ZM134 31V32H135ZM174 31H175V28H174ZM176 31H177V29H176ZM202 31V30H201ZM28 32H29V29H28ZM113 32V33H114ZM132 32V31H131ZM131 32H129L130 34L128 35V42H127V44L129 43V41L130 40H132V42H133V40H135V41H137V42H139V41H141V40H139L138 41V39L136 40V39H133V38H131L132 37V33ZM133 32V37L136 35V34H138L139 33V35H136V36H141V38H142V36H147L148 35V33H149V31H147V33H145L144 31H137L138 33H134ZM143 32V33H142ZM159 32H160V34H159ZM166 32V31H165ZM97 33V32H96ZM124 33H126V32H124ZM140 33H142V35L140 34ZM144 33H145V35H144ZM201 33V32H200ZM45 34H46V32H45ZM97 34V35H98ZM100 34L102 35V36H100ZM150 34V33H149ZM125 35V37H126V35H127V33L126 34H124ZM123 35V36H124ZM171 36H172V34H170ZM169 34H168V37H171ZM199 35V34H198ZM48 36V35H47ZM92 37L91 38V41H93L92 39H94L95 40V43L97 42L96 40V37ZM131 36V37H130ZM135 36V37H136ZM181 36H182V34H181ZM125 37H123V38H125ZM168 37H166V40H167V38ZM176 37V36H175ZM178 37H179V35H178ZM101 38V39H100ZM109 38V37H108ZM120 38V37H119ZM129 38H131V39H129ZM177 38V37H176ZM187 37H185L184 38V36H182L181 38H180V40H183L182 42H181V44H182V46H184L185 44V41L187 42V43H189L188 41H187V39H186ZM34 39H36V38H34ZM100 39V40H99ZM111 39V38H110ZM110 39H106V41L104 42V43H106L107 44V41H109V43H110ZM178 39V38H177ZM177 39H175V40H177ZM186 39V40H185ZM1 40H3V41H1ZM10 40V39H9ZM143 41H145V39H142ZM152 40H150L151 41V43H152ZM166 40H163V41H166ZM170 40H172V39H170ZM179 40V39H178ZM189 40V39H188ZM198 40V39H197ZM196 40V41H197ZM202 40V39H201ZM49 41V40H48ZM113 41V40H112ZM124 42L125 41H127L126 40V38H125V40H123ZM134 41V42H135ZM204 41H205V39H204ZM3 42V43H2ZM35 42V41H34ZM54 42V41H53ZM94 42V41H93ZM132 42H130L129 43V45H127L126 46V43L124 44V46L122 47V48H129V47H131L132 48V50L130 51V53L132 54H134V53H137L136 51H138V50H134L135 49V47L133 48V46L135 45V43H134V45H130ZM167 42V45H168V41H166ZM178 42L179 41H177V43H176V41H175V44L173 45V44H171V42L169 41V43L171 44L170 45V47L173 45V46H176V44H178ZM207 43H208V41H206ZM206 42H204V44L206 43ZM4 39H0V48H1V45L3 44L4 45ZM113 43V42H112ZM142 43V41L140 42V44ZM144 43V45H145V47H147V43L146 42H143ZM150 42L148 43V47L150 48H153V47H161V46H163V45H154V44H151ZM162 43V42H161ZM164 43V42H163ZM173 43H174V41H173ZM197 43V42H196ZM199 43V42H198ZM215 43V42H214ZM217 43V42H216ZM218 43H219V41H218ZM217 43V44H218ZM49 44H51V43H49ZM49 44H47V45H49ZM99 44H102V40H101V42L99 43ZM111 44V43H110ZM120 43H118L117 45H119ZM138 45V47L140 46V44L139 43H137ZM160 44V43H159ZM98 45V44H97ZM108 45V44H107ZM123 45V44H122ZM142 45V44H141ZM144 45H142V46H144ZM166 44L164 45L165 46V48H166V46H167ZM187 45V44H186ZM188 45H192V43L190 42V44H188ZM8 46V45H7ZM6 46V47H7ZM32 46V45H31ZM52 46V48L54 49V48H56L55 47V45L54 44H52L51 45ZM54 46V47H53ZM136 46V47H137ZM164 46H163V48H164ZM178 46H180V43H179V45ZM212 46V45H211ZM147 47V48H148ZM187 47V46H186ZM190 47V46H189ZM196 47V46H195ZM5 48V47H4ZM11 48V47H10ZM49 48H50V46H49ZM51 48V49H52ZM108 46H107V48L106 47H103L102 49L104 50H108ZM111 48V47H110ZM140 48V47H139ZM147 48H145V49H147ZM163 48L161 49V50H163ZM175 48V47H174ZM173 47H172V50L171 51H173V49H174ZM188 48V47H187ZM191 48V47H190ZM189 48V49H190ZM194 48V47H193ZM197 48V47H196ZM207 48V47H206ZM70 49V48H69ZM126 49V50H127ZM130 49V48H129ZM142 49H143V47H142ZM167 49L170 51V48H168L167 47ZM176 49V48H175ZM179 49V48H178ZM182 50L184 49V48H181ZM180 49V50H181ZM195 49V48H194ZM207 49H209V48H207ZM211 49V48H210ZM217 49V48H216ZM54 50H58L57 48L56 49H54ZM62 50V49H61ZM60 50V51H61ZM71 50V49H70ZM70 50H68L69 52H71ZM102 50V51H103ZM104 50V51H105ZM114 50V49H113ZM122 50V49H121ZM200 50V49H199ZM60 51H58L59 53H60ZM67 51V50H66ZM68 51H67V53H68ZM115 51V50H114ZM144 51V50H143ZM185 49H184V51L182 52V54H184L185 55ZM210 51V50H209ZM213 51V49L210 51V52H212ZM215 51V50H214ZM213 51V52H214ZM218 51V50H217ZM13 52V51H12ZM58 52H56V55H58L59 53ZM73 52V51H72ZM75 52V51H74ZM106 53H107V51H105ZM165 52V51H164ZM180 52V53H181ZM190 52V51H189ZM189 52H187V53H189ZM196 52H198L197 50H196ZM208 51H206V53H207ZM208 53V54H204V53H200V56H199V54H198V56L199 57H196V59L198 60V62L196 63V60H195V62L193 61V63L195 64L196 63V66L194 65L193 66V63H192V67L194 68V70H193V72L196 70V74L195 75H197V80L199 79V76H200V78L202 79H207V80H209L210 81V83L212 82L213 83V81H214V84H215V81H216V79H217V83H218V78L220 77V75H219V73H218V71H217V69L215 68V65H214V57H216L215 55L217 54H213V52L212 53ZM2 53H4V52H2ZM2 53H0L1 55H3V56H6V55H4V54H2ZM62 53H63V51H62ZM120 53V52H119ZM145 53H148V52H145ZM177 54H179V52H176ZM191 53V52H190ZM124 54V53H123ZM140 54V53H139ZM161 54V53H160ZM0 55V56H1ZM48 55V54H47ZM61 55V54H60ZM59 55V56H60ZM78 55V54H77ZM80 55V54H79ZM81 55H83V54H81ZM126 55V54H125ZM142 55V54H141ZM141 55H140V57H141ZM150 55V54H149ZM148 55V56H149ZM191 55V54H190ZM43 56V55H42ZM46 56V55H45ZM86 56V55H85ZM111 56H112V53H111ZM122 56V55H121ZM192 56V55H191ZM58 57V56H57ZM60 57H63V56H60ZM108 57H110V56H108ZM125 57V56H124ZM180 57V56H179ZM189 57V56H188ZM2 58V57H1ZM0 58V59H1ZM50 58H51V56H50ZM49 58V59H50ZM55 58V57H54ZM112 58H114V57H112ZM112 58H110V59H112ZM122 58V57H121ZM128 58H130V57H128ZM144 58V57H143ZM145 58H146V60H145ZM144 58V60L146 61V62H144L145 63V65H144V67L145 66H147L148 65V63H147V61H148V58H147V56ZM175 58V57H174ZM61 59H63V58H61ZM75 59V58H74ZM91 59H92V57H91ZM47 60V59H46ZM60 60V59H59ZM71 60H73V59H71ZM70 60V61H71ZM113 60V59H112ZM123 60V59H122ZM173 61H174V59H172ZM178 60V59H177ZM186 60V59H185ZM48 61V60H47ZM58 61V60H57ZM69 61V60H68ZM70 61H69V63H70ZM73 61H76V60H73ZM84 61V60H83ZM90 61H92V60H90ZM89 61V62H90ZM172 61V62H173ZM182 61H183V59H182ZM51 62V64H52V61H50ZM110 62V61H109ZM127 62H128V60H127ZM131 62V61H130ZM132 62H134V61H132ZM131 62V63H132ZM139 62H140V60L138 59V64L136 63V65H134V67H139V66H137V65H140L139 64ZM141 62H143V61H141ZM159 62V61H158ZM58 63V62H57ZM66 63L67 62H65V65H66ZM87 63V62H86ZM86 63H85V65H86ZM180 63H182V64H180ZM179 64L181 65V67H188V64L187 63H185V61L184 62H180ZM188 63H189V61H188ZM33 64V63H32ZM83 64V63H82ZM82 64H80V65H82ZM90 64H91V62H90ZM96 64V63H95ZM95 64H93L92 63V65L94 66ZM125 64V63H124ZM129 64V63H128ZM190 64V63H189ZM48 65H50V63L48 64ZM53 65V64H52ZM51 65V66H52ZM64 65V64H63ZM72 65V64H71ZM78 65V64H77ZM91 65V66H92ZM97 65V64H96ZM95 65V66H96ZM35 66H37V65H35ZM58 66V65H57ZM61 66V65H60ZM88 66H89V64H88ZM87 65H86V67L85 66H83L84 68H88V69H90L89 67H88ZM93 66H92V68H93ZM33 67V66H32ZM54 65H53V69H54ZM66 67H67V65H66ZM65 67V68H66ZM79 67V66H78ZM83 67L81 66V69H80V67H79V69L78 68H76V70H77V72H76V70H75V72H73V68H72V71H69V73H77L76 75H74V76H72L73 78L76 76V77H78V74H79V70H83ZM166 67V66H165ZM39 68V71H41L40 69H41V67H39V65H38V67L37 68H35V69H38ZM47 68V67H46ZM51 67L49 68H47L48 69V72L49 71H57L58 69H52ZM59 68V67H58ZM74 68V69H75ZM92 68H91V70H92ZM125 68H127L126 67V64H125ZM149 68H151L150 67V65H149ZM158 68V67H157ZM171 68V67H170ZM50 69V70H49ZM67 69V68H66ZM97 69H100L99 68V66L96 68V70ZM133 69V68H132ZM135 69V68H134ZM139 69H142V66H140L139 67ZM148 69V68H147ZM187 69V68H186ZM61 70V69H60ZM68 70H71V68H69ZM85 70H87V69H85ZM86 71L87 72V74L88 73H90V72H92V71ZM95 69H93V71H94ZM125 70V69H124ZM143 70V69H142ZM63 71L64 70H62V73H63ZM103 71V70H102ZM176 71H180V69H177ZM191 71V70H190ZM36 72V71H35ZM35 72H33V75L34 76H36L37 75V73H36V75L34 74ZM47 72V71H46ZM67 72V70L64 72V74ZM85 72V73H86ZM97 73L98 71H94V73ZM100 72V71H99ZM104 72V71H103ZM147 72V71H146ZM172 72V71H171ZM40 74H41V72H39ZM38 73V74H39ZM57 73H59V72H57ZM68 73V72H67ZM102 73V72H101ZM130 73V72H129ZM195 73V72H194ZM193 73V74H194ZM39 74V75H40ZM51 74V73H50ZM64 74H62L61 76H63ZM131 74V73H130ZM129 74V75H130ZM135 74V73H134ZM47 75H49V74H47ZM53 75H56V74H52V76ZM59 75H60V73H59ZM83 75V74H82ZM91 75V74H90ZM116 75V74H115ZM1 77H2V75H0ZM32 76V75H31ZM30 76V77H31ZM66 76H70V75H66ZM87 76V75H86ZM86 76H84V77H86ZM99 76V75H98ZM108 77L107 78H109L108 80L111 82V84H113L112 83V81L111 80H113V79H111L110 78V76L109 75H107ZM151 76V75H150ZM157 76V75H156ZM156 76H155V78H156ZM190 76V75H189ZM194 76V75H193ZM28 78V81H29V79H33V78ZM33 77V76H32ZM37 77L39 78V76L37 75ZM37 77H36V79H37ZM50 77H51V75H50ZM54 77V76H53ZM56 77V76H55ZM63 77H65V75L63 76ZM63 77H61V80L62 81H64L63 80ZM82 77V76H81ZM91 77H92V75H91ZM90 76H89V78L88 79H93V83H91V85L92 86H89V87H91V88H94L95 87V85H94V81L96 80H94V78L92 77L91 78ZM103 77V76H102ZM146 77H148V76H146ZM167 78H168V76H166ZM7 78V77H6ZM40 78H41V76H40ZM59 78V77H58ZM58 78H55L56 80V82L55 81H53V80H51V81H53V82H55L58 86L57 87H59V84L57 83V82H59L58 81ZM70 78V77H69ZM135 78V77H134ZM145 78V77H144ZM175 78V77H174ZM179 78V77H178ZM189 78V77H188ZM192 78V77H191ZM34 79H35V77H34ZM33 79V80H34ZM52 79V78H51ZM64 79H66V81L68 80V78H64ZM101 79V78H100ZM99 79V80H100ZM104 79H106V77L104 78ZM103 79V80H104ZM141 79V78H140ZM180 79H181V77H180ZM179 79V80H180ZM194 79V78H193ZM200 79V80H201ZM1 80H2V82L4 83V80L3 79H0V82H1ZM11 80V79H10ZM18 80H19V78H18ZM69 80H71V79H69ZM80 80H82V78L80 79V78H78V81H77V78H76V81L74 82V79H72V81H70V82H72V83H75V85H76V82L78 83H80ZM87 80V79H86ZM99 80L97 81L96 80V82H99ZM103 80H101L102 82H104ZM108 80H106V81H108ZM151 80V79H150ZM150 80H149V82L148 83H150ZM173 80H175V79H173ZM182 80V79H181ZM13 81H15V79L13 80ZM42 81V80H41ZM41 81H39L38 83H40ZM91 80H89L88 82H90ZM145 81H146V79H145ZM151 81H153V80H151ZM204 81V80H203ZM206 81V80H205ZM204 81V82H205ZM209 81H207L208 83H209ZM221 81H222V79H221ZM6 82V81H5ZM47 82L49 83V81L47 80ZM68 82V81H67ZM67 82H63V83H65V84H63L62 83V85H66V83ZM82 82V81H81ZM88 82H86V83H88ZM140 82V81H139ZM164 82V81H163ZM170 81H168V83H169ZM173 82V81H172ZM171 82V83H172ZM175 82V81H174ZM180 82V81H179ZM192 82V81H191ZM197 82V81H196ZM195 82V83H196ZM198 82H199V80H198ZM202 82V81H201ZM203 82V83H204ZM220 82V81H219ZM18 83V82H17ZM31 83H35V82H33V81H31ZM37 83V85H39ZM69 83V82H68ZM67 83V84H68ZM79 83H78V85H79ZM83 83V85H84V83L85 82H82ZM82 83H80V84H82ZM100 83V82H99ZM98 83V84H99ZM115 83H116V81H115ZM141 83V82H140ZM181 83V82H180ZM189 83V82H188ZM194 83V82H193ZM194 83V84H195ZM4 84H6V83H4ZM14 84V83H13ZM23 84V83H22ZM54 84V83H53ZM71 84V83H70ZM145 84V83H144ZM144 84L142 85V86H144ZM153 85H154V83H152ZM162 84V83H161ZM190 84H192V83H190ZM193 84V87H196V85H194ZM205 84V83H204ZM1 85H3V84H0V88H1ZM9 85H11V84H9ZM30 85V84H29ZM29 85H28V89H29ZM48 85V84H47ZM73 85V84H72ZM74 85V86H75ZM77 85V86H78ZM88 85H90V83L89 84H85L83 87H82V85H79L77 88H78V91H83V89H84V91H83V95H82V97L80 96V94H78L80 97H81V99H79V97H78V95H77V93H79V92H77V90H76V87L75 88H73V86L71 87V91L73 90V89H75L76 90V98L77 99H75V97H74V91L73 92H70V90H69V92H67V89L69 88V86H68V88H65V89H63V87L64 86H62V89L65 91L66 90V92L69 94V95H71V97H73V100H72V102L74 101V99H75V101H77V100H81V102H83V100H84V102L86 103L87 101H89V102H91V105L89 104V106H90V108H88L87 106H85V105H82V103L80 104H78V105H76L77 107H75V111H76V113H77V111L79 110L80 111V113H82L83 114V117H85V114H89V117L88 118H90V115H96L97 117H100L101 118V120H103V118L101 117V115H104L105 113V117L106 118H104V119H107V121L106 120H104V123H103V121L101 122V120L99 121V120H95V118H94V120L93 121H91L90 123H94V122H96L97 124H96V126H90V125H88L89 127H86L85 126V128H82L81 126H79L80 128H78L77 126L81 123H79V122H77V118H79V116L77 115V114H75L74 112V114H72V118L69 116V112H67V114H68V116L66 115V113H65V111H64V113H65V118L66 117H70L69 119L72 121V122H74V120H76V124H77V126H75V125H73L72 127H71V124L69 125L68 124V122L66 121V119H68V118H66L65 120H63L62 121V119H61V117L60 116H63V114L64 113H62V115H61V113H59L60 112V109H62V108H64L63 106H62V108L60 107L59 108V111L57 112L56 111V108L54 109H52V107L56 104V102H57V105H58V103H59V100H60V97H58V96H62V94L61 95H59V93L57 94L56 93V91H55V95H57V97L56 96H53V95H51V94H49L48 93V99H51L52 100V98H50V96L52 97L53 96V98L54 99H56V100H54L55 102L54 103H51L49 100L47 101V102H50V103H48L49 104V106L51 105V104H53V106L51 105V109L50 110H52V111H50V110H48V111H50L49 113L51 114L52 113V115H54L55 116V113L54 112H57V114L56 115H58V116H55V119H57L58 121H54L55 119H51L52 117L51 116H49V118H48V120L49 119H51L50 121H54V122H58L57 123V127H59L60 126V128H57L56 127V131H55V123H53V122H51V124H50V126L51 125H54V126H52L51 128H53L54 127V134H52V133H49V135L50 136H55L54 138H56V139H54L53 141H51V143H47L48 144V146L46 145V147L45 148H42L41 149V147L42 146H44L43 144H44V142L43 141H38V142H42V143H40V144H38L37 142H35V143H37L38 144V146H34L35 145V143H34V145H33V148L34 147H36V149L38 148V147H40V149L38 148V150H40V151H42L39 155H37L39 152H37V154H36V152H35V154H36V156H38V157H41V155L42 156H44L45 155V153L47 152L48 153V156L47 157H43V158H40V159H36L35 157L33 158V156H32V158H30V157H28V155L30 156L31 154V152L32 153H34L33 152V150H29V151H31V152H29V151H27V153H26V156L28 157H25V153H24V156L23 157H21V155H19L18 156V153L15 151V150H13L12 149V151H14V153H16L15 155L16 156H14V155H12V151L9 149L8 150V148L9 147H5V145L9 142L8 140L10 139V137H11V139H10V141H12V137L13 136H10L9 137V135H8V137L9 138H6V137H4L3 136V134H8V131L7 130H9V128H7V127H11V126H5L4 124H3V122H2V124L6 127H4L1 123V127L2 128H5L4 130H6V131H4L3 132V129H2V132H3V134H1L0 133V135H2L1 137H0V139L2 138V140L3 139H5V140H7L6 142H4L3 143V141L2 140H0V141H2V143H0V145H4V147L6 148H4L6 151H11L10 153V155H12V156H4L3 158H1L0 157V225L2 224V226H0V235H3V237L1 236V238L2 239H0V249L2 250H0L1 251V253L4 255V254H10L11 252H13L12 250H13V248H15L16 247V250H17V248H18V250L20 251V250H25V253L23 254V252L19 255V253H18V256H17V254H14V258L16 259H14V261H17V259L20 257V259H18V261L17 262H14L13 261V259L11 258V256L13 255L12 253H11V255H5L4 257H3V255H0V256H2L4 259H6V262H4V261H2V262H0V264H144V261H145V263H147V264H179V263H181V259L183 258V256L185 255V254H191L192 255V253H193V250H191L192 248L194 249L195 247L197 248L196 249V252H198V251H200L199 253H201L202 254V252H201V250L203 249L204 250V252L203 253H206V251L207 250H205L206 249V247H207V249H208V247L210 248V246H221V244H223V246H225L224 248H223V246L221 247V249L219 250V251H222V252H220L219 254H217L219 257H220V259H218V261H217V259L215 260L216 262L214 263V261L213 260H209V261H206V254L205 255H201L200 257L202 258H200L199 257V254L198 253H196L195 252V254L197 255V256H195V258L196 257H199V259H193V261L194 260H199L200 261V264H228V259H226V256L225 255H222V254H228L229 253V251L231 252V250H236V252L234 251L233 252V254H235V256L232 258V261H233V263L234 264H244V263H248V264H264V226L262 227V225H261V227H260V229L261 230H259V228H258V225H254V228L256 227V228H258V230L259 231H257L256 230V228H255V230L257 231V234L259 235V233L258 232H260V238H259V236H258V238L256 239V238H253V237H255V235L257 236V234L256 233H254V231L255 230H251L253 233H251L250 231V233L253 235V237H252V235L250 234V235H240V233H239V231L240 230H238V232H237V230H236V233H239V235L238 234H236V233H234V235H235V237H237L236 235H238V239L239 240H235V237L233 238V239H229V240H227V238H232V236H230V235H232L231 234V232L229 233V232H227L228 230H226V231H224L223 232V230H222V232L223 233H225V234H223L219 229V231H220V233L221 234H219V235H215V234H217L219 231H216V229L214 230L213 228H212V230H214L212 233H211V231L212 230H210V231H207V234H208V232H210L209 233V235H208V238H209V236L211 237V240H199V241H195V239H194V241H193V239H192V243L190 244H188V245H184V246H181V247H178V246H180V245H182V241L184 240L185 241V239L183 238V237H185V236H183L182 237V240H181V236H180V234H181V231L183 232L182 233V235H186V234H188L187 233V230H188V232H189V230L191 229V228H189V226L188 225H191V224H188V225H186V227L188 226V228L185 230V229H183L185 226H182L180 223V225H181V227H180V225H179V227L178 228H181V230H180V234H179V232H178V230H176V229H178V228H176L177 226L175 225L174 226V223H173V225H171L172 227L174 226L175 227V229L174 228H172V229H174V232H173V230H171V235L170 236H168V237H163L164 236V234H170V233H163L162 231L165 229V228H168V225H166V227H164V229L163 230H161V232L163 233V236H162V233H160L159 232V230L157 229L158 228V226H161L162 225V223H166V219H165V221L164 222H162V223H159V224H161V225H156V223H152V221H151V224H147V223H136V226H135V224H133V222L131 223V222H129V221H127V220H124V223L123 222H121V223H119L120 221H118V223L117 222H115L116 221V219L113 221L112 220V217L110 218V217H107L106 218V220L108 219V221H109V223L108 222H106V221H104L105 219H104V217H106L107 216V214L108 213H110L111 211H108L106 208H104L101 204L102 203H100V206H101V208H99V201H100V197H99V195H100V193H99V189H100V186L102 187V185H105L104 183H101L100 181H101V178H100V174H101V172H102V169L104 168L103 167V164H104V162H103V164L101 165V162L103 161V160H105L106 161V159H108L107 157V153L109 152V151H107L106 152V159L104 158V159H102L103 157L101 156V150H103V149H101V139H100V133L102 132V134H103V131H101V129L102 128H99L100 126H102V124H105L104 126L106 127V125H108L107 126V128L109 127V125L110 124H108L107 122H108V118L109 117H107L106 115L107 114H109L108 113V110H113V108H112V106H110L109 104H107V103H105V105L106 106H101V108H107L106 110H105V112H103V113H101V110H100V112L99 111H94V113H91V111H88V110H86L87 108L89 109V110H95L96 109V107H97V104H98V107H97V109H100V107H99V104L101 103V104H104V102L102 103V102H100V100L102 101V99L103 98H106L107 99V96L105 97V96H102L103 94H105V95H107V93H105L106 91L104 90L105 88L107 89V88H109V87H107V85H105L106 87L105 88H99V86H97L96 88H97V90H94V89H91V88H89V87H86V86H88ZM114 85V84H113ZM140 85V86H141ZM152 85V86H153ZM199 85V84H198ZM197 85V86H198ZM5 86H7V85H5ZM14 86V85H13ZM31 86V85H30ZM40 86V85H39ZM41 86H42V83H41ZM41 86H40V89H42L41 88ZM51 86H52V84H51ZM50 85H49V87H51ZM55 86V85H54ZM61 86V85H60ZM81 86V87H80ZM101 86V85H100ZM141 86V87H142ZM155 86V85H154ZM163 86V85H162ZM171 86H173V85H171ZM170 86V87H171ZM179 86V85H178ZM189 86V85H188ZM213 86V85H212ZM8 87V86H7ZM7 87H6V89H4V90H7V91H10V88H9V90L7 89ZM11 87V86H10ZM36 87V86H35ZM48 87V88H49ZM56 87V88H57ZM117 87H118V85H117ZM169 87V88H170ZM183 87H185V86H183ZM33 87L31 86V88L29 89V90H31ZM47 88V89H48ZM52 88H53V86H52ZM51 88V89H52ZM60 88V87H59ZM81 88V89H80ZM85 88L87 89V88H89V89H87V90H85ZM132 88V87H131ZM142 88H144V87H142ZM148 90L146 89V91L148 92L149 91V88H151L149 85H148ZM159 88V87H158ZM168 88V89H169ZM206 88V90L208 89V87H205ZM17 89V88H16ZM24 89V88H23ZM28 89H27V91H28ZM34 89V88H33ZM37 89H39L38 87H36V89L35 90H32L33 91V93H35L36 94V91L38 92H40V90H37ZM45 89H46V87H45ZM54 89V88H53ZM61 89V91H63ZM98 89H99V91H100V93L103 91V94L101 95L100 93H99V91H98ZM103 89V90H102ZM113 90V88L112 87H110L108 90L110 91V90ZM157 89V88H156ZM184 89H187L188 90V92L191 90V86H189L188 88H187V86H186V88H184ZM21 92L23 91L22 90V86H21ZM92 90V91H91ZM94 90V91H93ZM115 90H116V88H115ZM177 90H179V89H177ZM186 90V91H187ZM202 90H204V87H202ZM206 90H204V91H206ZM1 91H3V90H1L0 89V92ZM32 91H31V93H32ZM53 90H51V91H48V92H52ZM58 91H59V89H58ZM61 91H59V92H61ZM98 91V92H97ZM116 91H118V90H116ZM121 91H122V88H121ZM151 92H152V90H150ZM161 91H163V90H161ZM180 91H181V89H180ZM192 91H194V90H192ZM200 91H201V89H200ZM199 91V92H200ZM6 92V91H5ZM5 92L3 91V93H4V101H5V99L7 98V96H6V98H5V95H7V94H5ZM38 92V96L42 93H39ZM86 92H87V94H91V97L90 96H88V95H86ZM89 92V93H88ZM111 92V91H110ZM115 91H112V93H114ZM123 92V91H122ZM147 92H146V94H147ZM158 92V91H157ZM166 92V91H165ZM196 92V91H195ZM194 92V93H195ZM203 92V91H202ZM208 91H206V93H207ZM8 93V92H7ZM10 93V92H9ZM23 93V92H22ZM29 93V92H28ZM33 93L31 94L32 96H33ZM63 93V95H64V92H62ZM67 93H66V95H67ZM73 94V96H72V94ZM112 93H110L111 95V97L113 98V97H115V100L117 101V99L119 98V97H121V99H124L122 96H124V95H121V96H113V95H116V92H115V94H112ZM128 93V92H127ZM155 93V92H154ZM168 93V92H167ZM166 93V94H167ZM171 93H172V91H171ZM173 93H175V92H173ZM178 93H179V91H178ZM183 93H186V92H184L183 91ZM198 93V92H197ZM197 93H195V94H197ZM18 94V96L20 95L21 96V94L20 93H16V95ZM43 94V93H42ZM40 95V99H41V97L43 98V95ZM52 94H54L53 92H52ZM99 94V95H98ZM121 94V93H120ZM148 94H150V96L152 95V93H149L148 92ZM160 94V93H159ZM165 94V95H166ZM235 94V93H234ZM0 95H3V94H0ZM8 95H10V94H8ZM16 95H12V96H16ZM23 95V94H22ZM25 95V94H24ZM101 95V97H99ZM155 95V99L157 100V97L158 96H156V94H154ZM161 95V97L162 96H164V94L162 95V94H160ZM169 95V94H168ZM180 95L181 94H179L178 95V97H180ZM191 95V94H190ZM189 95V96H190ZM197 95H199V93L197 94ZM196 95V96H197ZM209 95H212L211 93L209 94ZM209 95H207V97L209 98V100H210V103L209 104H211V102H212V100L213 99H211L212 97L211 96H209ZM214 95V94H213ZM19 96V97H20ZM35 96V95H34ZM34 96L32 97V99L34 100ZM37 96V97H38ZM45 96V95H44ZM68 96V95H67ZM86 96V97H85ZM89 98H88V97ZM95 96V98H93V97ZM129 96V95H128ZM153 96V95H152ZM185 96H187V95H185ZM184 96V97H185ZM205 96H206V94H205ZM224 96V95H223ZM1 97V96H0ZM22 97L23 96H21V99L19 100V98H17V97H15V98H17L16 100H18L20 103H18V104H21V106L24 104H22ZM36 97V98H37ZM47 97V96H46ZM45 97V98H46ZM63 97H65V96H63ZM70 97V96H69ZM85 97V98H84ZM96 97L98 98V100H99V102H98V100H95L96 99ZM111 97H109L108 96V98H111ZM130 97V96H129ZM168 97V96H167ZM176 97V96H175ZM183 97V96H182ZM192 97V96H191ZM194 97V96H193ZM192 97V98H193ZM207 97H203L202 96V98L203 99H205L204 101L206 102H208V98ZM211 97V98H210ZM256 97V96H255ZM2 98H3V96H2ZM9 98H10V96H9ZM9 98H7V100L9 99ZM13 98V97H12ZM25 98V97H24ZM91 98V99H90ZM100 98H102V99H100ZM111 98V99H112ZM152 98V97H151ZM170 98H172V100L174 99L173 98V96L172 97H170ZM170 98H167V100H170ZM181 98V97H180ZM188 98V97H187ZM206 98H207V100H206ZM223 98H225V97H223ZM233 98V97H232ZM31 99V96H30V93H29V95L27 96V101H29V103L27 104V113H26V121L27 120H29V122L31 121V124L33 125L34 123H33V121H34V119H33V114L31 115V117L30 118H28L29 117V115L31 114V113H33L32 112V110L33 109H35V106H34V103H33V105H31L32 107L30 108V106L28 107V105L30 104V103H32V102H36L37 104L36 105H38L37 106V108H36V110L37 109H40L41 107V105L44 103V101L42 100H40L39 98H37V100H34V101H32V99ZM38 99H39V101H38ZM47 99V98H46ZM62 99V98H61ZM70 99V98H69ZM83 99V100H82ZM88 99V100H87ZM110 99V100H111ZM120 99V98H119ZM118 99V100H119ZM126 100H128V98L126 97L125 98ZM153 100H154V102H157L155 99H154V97L152 98ZM160 101H158L157 102V104H160V106L162 105H164V101L161 99V98H158ZM194 99V98H193ZM195 99H198V97L197 98H195ZM203 99H200V100H203ZM221 99V98H220ZM245 99H248V98H246L245 97ZM2 100V99H1ZM13 100V99H12ZM63 101H64V99H62ZM86 100V101H85ZM161 100L163 101V102H161ZM166 100V98H165V101H167ZM178 100H179V103H180V106H179V108L181 107V109H179L178 108V110H180V111H178V110H176V109H174V111L176 110L177 112H176V114H172L171 113V115L173 116V118H174V116H176V115H178L177 113H180L182 110L184 111V109H186L185 108V106H187V105H185V104H187V102H185V104H183V107H182V105H181V102H180V99H177V102H178ZM184 100H186L187 101V99H184ZM233 100H235V98H233ZM249 100V99H248ZM258 100V99H257ZM1 102L2 104L3 103H5V105H6V109L8 108H11V106H9L10 104H8L9 102L8 101H6V102H8V103H6V102ZM26 101V100H25ZM40 103V102H43L42 104H38V102ZM66 101H67V99H66ZM74 101V103H72L71 104V102L69 101V103L68 102H65L64 101V103H60V104H64V105H66L67 104V108L65 107V109H70V106H69V104L71 105V108H73L74 107V105H75V102ZM104 101V100H103ZM175 100H173L171 103H173ZM195 101H197V100H195ZM223 101V103L225 104L226 103V100L224 101V99L222 100ZM221 101V102H222ZM16 103L17 101H15V100H13V101H11V105H12V103ZM24 102V101H23ZM83 102V103H84ZM95 102V103H94ZM127 102V101H126ZM126 102H123V100H122V102L121 103H124V104H127ZM128 102L129 103H131L129 100H128ZM159 102H161V103H159ZM184 102V101H183ZM190 103H191V101H189ZM188 102V103H189ZM193 102V101H192ZM200 102V101H199ZM205 102H200V103H198V105H200V104H203V103H205ZM206 102V103H207ZM249 102V103H248ZM254 102V100H252V102H250V101H247V103H246V106H248V110H249V112H251V115H250V117H258L259 118V116L261 117L262 115H258L257 113H255V115H254V112H255V108H256V105H255V102ZM13 104L14 106V109H15V106H16V104ZM97 103V104H96ZM163 103V104H162ZM166 103V102H165ZM168 103V102H167ZM176 103V102H175ZM175 103L173 104L174 106H176L175 105ZM205 103V104H206ZM213 103V102H212ZM233 103V102H232ZM1 104V106H3L2 108H5L4 106L5 105H2ZM47 104V103H46ZM77 104V103H76ZM169 104H170V102H169ZM169 104H166L165 105V107L167 106V105H169ZM177 104V103H176ZM205 104H203V106L202 105H200V107L202 106V108L205 106ZM208 104V103H207ZM215 104V103H214ZM227 104V103H226ZM260 104V103H259ZM25 105V104H24ZM56 105V106H57ZM79 105H82V106H80L81 108H83V106H85L84 107V109H79ZM114 105V104H113ZM128 105V104H127ZM185 105V106H184ZM191 105V107H193L194 105H196L194 102H193V104H190ZM198 105H196V106H198ZM219 105H220V103H219ZM222 105V104H221ZM235 105H237V104H235ZM43 106V105H42ZM55 106V107H56ZM73 106V107H72ZM108 106H110L109 108H108ZM115 106H117V104L115 105ZM124 105H122V106H118V107H116L117 109H119V107H120V109H122V110H124V112H125V109H124V107H123ZM162 106H161V110L162 109H164V108H162ZM170 106H171V104H170ZM207 106V105H206ZM205 106V107H206ZM209 106H211V105H209ZM20 107V106H19ZM23 107V106H22ZM26 107V106H25ZM44 107V106H43ZM87 107V108H86ZM91 107H93L92 109H91ZM94 107H95V109H94ZM114 107V106H113ZM122 107V108H121ZM190 107V106H189ZM195 107V106H194ZM199 107V106H198ZM197 108V109H199V111H194L195 112V114L192 112V110H191V112L193 113V115H195L196 117H198L197 119H199V116H197V112L198 113H202V116H204V118H205V120H207V122L204 120V122L203 121H201V120H203V117L202 118H200V120H197L196 119V117L194 118V121H192V119H191V121H190V124L192 125V124H195V127H196V125L197 126H199V123H198V121L200 122H202V125H206V124H208L209 123V121H208V118L209 117H211V119H212V121H214L215 120V118H217V120H221V119H223L224 118V116H222L223 118H221V116L219 115V117H213L212 118V116H209V117H207L211 112H208V113H206L205 111V113L206 114H208V115H206L205 113H203V110H205L204 108L202 109V111H201V108ZM214 107V106H213ZM235 107V106H234ZM241 107V106H240ZM261 107V106H260ZM1 108V110L3 111V109ZM29 108V109H28ZM112 108V109H111ZM115 108V107H114ZM155 108H157V107H155ZM171 108V107H170ZM169 108V109H170ZM175 108V107H174ZM177 108V107H176ZM218 108V107H217ZM236 108H237V110H238V107L236 106ZM236 108H234V110L236 111H234L235 113H238L239 114V112L241 111V108H239L240 109V111L238 112L237 110H236ZM6 109L3 111V112H6ZM22 109V108H21ZM24 109V108H23ZM44 109V108H43ZM74 109V108H73ZM72 109V110H73ZM96 109V110H97ZM165 109H167V108H165ZM164 109V110H165ZM197 109H194V110H197ZM214 109H216V108H212L211 110H214ZM218 109H220V110H218L219 112L220 111H223V105H222V107L220 108H218ZM251 109V110H250ZM254 109V110H253ZM10 110V109H9ZM30 110V111H29ZM47 110V109H46ZM53 110H55V111H53ZM64 110V109H63ZM208 110V109H207ZM210 110V111H211ZM217 110V109H216ZM225 110V109H224ZM248 110L246 111V114H248L247 112H248ZM259 110L261 111V108H259ZM1 111V112H2ZM16 111V110H15ZM25 111V110H24ZM69 111V110H68ZM78 111V112H79ZM82 111V112H81ZM85 111V112H84ZM119 111V110H118ZM118 111H111V112H115V113H112L113 115H115L114 117L116 118L117 117V115H119V113H118ZM167 111H169L168 109H167ZM166 111V112H167ZM170 111H172L171 109H170ZM169 111V112H170ZM183 111H182V113H180V114H184L183 113ZM187 111V110H186ZM2 112V113H3ZM8 112V111H7ZM10 112V111H9ZM21 112V111H20ZM19 112V113H20ZM28 112H29V114H28ZM38 112V118H43V119H45L44 117H43V115L42 116H40L41 114V112L40 111H37ZM84 112V113H83ZM90 112V113H89ZM110 112V111H109ZM117 112V113H116ZM128 112H130L129 110H128ZM128 112H126V115H127V113ZM162 112V111H161ZM169 112H167V113H169ZM190 112V111H189ZM188 112V113H189ZM190 112V113H191ZM233 112V113H234ZM253 112V113H252ZM15 113V112H14ZM97 113H99V114H97ZM185 113H187V112H185ZM214 114L216 113V111H214L213 112ZM213 113H211L212 115H213ZM232 113V115H235V116H237L236 114H233ZM7 114V113H6ZM23 114V113H22ZM40 114V115H39ZM101 114V115H100ZM111 114V115H112ZM217 114V113H216ZM215 114V115H216ZM230 114V113H229ZM256 114H257V116H256ZM259 114H260V112H259ZM25 115V114H24ZM48 115V114H47ZM75 115H76V117H75ZM100 115V116H99ZM125 115V114H124ZM125 115V116H126ZM192 115V116H193ZM206 115V116H205ZM221 115H223V114H221ZM248 115V116H249ZM1 116H3L2 114H1ZM6 115L4 114V118L6 119V121H9L8 120V118L7 117H9V116H7V117H5ZM11 116V115H10ZM17 116V119H18V116H19V114H17L16 115ZM109 116V115H108ZM124 116V117H125ZM143 116H144V114H143ZM189 118V120H190V116H189V114L187 115ZM217 116V115H216ZM226 116V115H225ZM244 116V115H243ZM21 117V116H20ZM48 117V116H47ZM46 117V118H47ZM57 117V118H56ZM112 117V116H111ZM119 117V116H118ZM118 117H117V119H115V118H113V119H115V120H113V121H110L111 122V125H113L114 123V125H117V123L115 122V121H119L118 120ZM128 117V116H127ZM145 117V116H144ZM183 117V116H182ZM186 117V116H185ZM206 117H207V119H206ZM2 118V117H1ZM14 118V117H13ZM16 118V117H15ZM86 119H87V117H85ZM184 118V117H183ZM192 118V117H191ZM226 118V117H225ZM261 118H264V117H261ZM182 119V118H181ZM187 119V118H186ZM237 119H239L238 118V116H237ZM237 119H235V120H237ZM24 120H25V118H24ZM183 120V119H182ZM197 122H196V121ZM227 120V119H226ZM229 120V119H228ZM234 120V121H235ZM260 120H262V119H260ZM10 121H11V119H10ZM15 121V120H14ZM36 121H38V119L36 118ZM36 121H35V123H36ZM62 122V124H64L63 125V127H61V124H59V122ZM86 121H88L89 122V120H86ZM98 121V122H97ZM106 121V122H105ZM139 121V120H138ZM147 121H149V120H147ZM212 121H210V123L212 122ZM216 121V120H215ZM231 121H233V119H231ZM237 121H240V120H237ZM236 121V122H237ZM242 121V120H241ZM13 121H11V124H14V122L12 123ZM28 122V121H27ZM65 122H67V123H65ZM100 122L102 123V124H100ZM114 122V123H113ZM144 122L145 123V121H140V124H142V123ZM193 122V123H192ZM206 122V123H205ZM217 122V121H216ZM16 123V122H15ZM24 123V122H23ZM26 123V122H25ZM41 123V129L43 130V128H42V122H40ZM75 123V122H74ZM73 123V124H74ZM113 123V124H112ZM119 123V122H118ZM205 123V124H204ZM219 123H220V121H219ZM239 123V122H238ZM16 124H18V123H16ZM43 124H46L45 122L43 123ZM48 124V123H47ZM82 124H84V122L83 123H81L80 125H82ZM15 125V124H14ZM28 125V124H27ZM67 125V126H66ZM189 125V124H188ZM190 125V126H191ZM263 125H264V123H263ZM24 126V125H23ZM25 126H26V124H25ZM28 126H31L30 125V123H29V125ZM28 126H26V128H24V129H27V127ZM36 126V125H35ZM49 126V127H50ZM71 127V129H70V127ZM125 126H127V125H125ZM143 126H144V128H145V126H148L147 124L146 125H141V128H143ZM193 126V125H192ZM200 126H201V123H200ZM207 126V125H206ZM243 126V125H242ZM247 126V125H246ZM249 126V125H248ZM247 126V127H248ZM256 126V125H255ZM259 126V125H258ZM0 127V128H1ZM75 127V128H74ZM117 126H115V128H116ZM225 127V126H224ZM247 127H244L245 128V131H247L246 130V128ZM29 128V127H28ZM31 129H32V127H30ZM39 128V127H38ZM38 128H36L37 130H39ZM45 128V127H44ZM51 128H49L50 129V131H52L51 130ZM62 128L64 129V131L62 130ZM65 128H67L66 130H65ZM70 130H69V129ZM115 128H111V127H109L108 129H109V131H110V133H107V134H114L113 133V131H112V129H114V132L116 133L117 131V129H115ZM131 128V127H130ZM129 128V129H130ZM219 128V127H218ZM235 128V127H234ZM237 128V127H236ZM253 128V127H252ZM258 128V127H257ZM11 129H12V127H11ZM10 129V130H11ZM15 129H16V127L14 126V128H13V132H11L10 130H9V134H11V133H14V135H16V134H18V133H16L17 131H15ZM18 129H21V124H20V126H19V128ZM30 129V130H31ZM35 129V127H34V125H33V131L34 130H36ZM46 129V128H45ZM128 129V128H127ZM127 129H125V130H127ZM224 129V128H223ZM223 129H214L217 133H218V131L217 130H223ZM229 130H230V128H228ZM232 130H233V128H231ZM238 129H239V126H238ZM241 129H243V128H240L239 129V132H241L240 130ZM1 130V129H0ZM29 130V129H28ZM27 130V131H28ZM36 130V131H37ZM72 130V132H70ZM73 130H75L74 132H73ZM144 130V129H143ZM237 130V129H236ZM249 130V129H248ZM263 130V129H262ZM26 130H24V132H25ZM26 131V132H27ZM43 131H45V130H43ZM42 131V133L44 134V136L46 135V132H43ZM49 130L47 129V132H48ZM70 133H69V132ZM109 131H106V132H109ZM112 131V132H111ZM225 131V130H224ZM259 131V130H258ZM6 132V133H5ZM11 132V133H10ZM53 132V131H52ZM63 132H66L65 134L63 133ZM125 132V131H124ZM222 132V131H221ZM225 132H228V131H225ZM231 132V131H230ZM233 132V131H232ZM248 132V131H247ZM246 132V133H247ZM253 132V131H252ZM255 132V131H254ZM261 132V131H260ZM264 132V131H263ZM62 133V134H61ZM69 133V134H68ZM125 133H127V134H130V133H128V132H125ZM48 134V133H47ZM52 134V135H51ZM61 134V135H60ZM64 134V135H63ZM101 134V135H102ZM117 134V133H116ZM126 134V135H127ZM219 134V133H218ZM221 134V133H220ZM226 134V133H225ZM228 134V133H227ZM231 134V133H230ZM233 134V133H232ZM231 134V135H232ZM237 134H242V132L241 133H238V130H237ZM248 134V133H247ZM247 134H246V136H247ZM252 134V133H251ZM256 134V133H255ZM254 134V135H255ZM262 134H264V133H262ZM12 135V134H11ZM30 134H26V135H24V136H29ZM32 135V136H31ZM29 137H33L34 135L33 134H31ZM41 135V134H40ZM72 135V136H71ZM230 135V136H231ZM234 135H236L235 134V132H234ZM250 135V134H249ZM253 135V134H252ZM7 136V135H6ZM19 136V134L17 135V137H15V139L12 141L13 143H20L21 141L19 140L20 138L18 137ZM37 135H35L34 137H36ZM42 136V135H41ZM41 136H39L38 135V138L39 137H41ZM58 136V137H57ZM62 136V137H61ZM65 136V137H64ZM107 136V135H106ZM116 136V135H115ZM114 136V137H115ZM229 136V137H230ZM4 137V138H3ZM23 137V136H22ZM21 137V138H22ZM43 137V136H42ZM47 137H49V136H47ZM68 137H70V138H68ZM72 137H74V139H75V137H77L76 139L77 140H71L72 139ZM220 137H222V136H220ZM228 137V136H227ZM235 137V136H234ZM258 137H259V139H258ZM61 138H63V139H61ZM223 138H224V136H223ZM222 138V139H223ZM247 138V137H246ZM245 138V140H247ZM250 138V140H251V136L249 137ZM258 139V140H256V139ZM254 138V136H253V139H255V141L253 140V142H254V144H256L257 145V143L259 142V141H261L260 140V138L262 139V138H264V135L262 136V135H259L258 133H257V135H256V137ZM27 139V138H26ZM37 138H35L34 140H36ZM44 139V138H43ZM46 139V138H45ZM45 139H44V141H45ZM49 139V138H48ZM47 139V140H48ZM51 139V138H50ZM109 140H107L108 141V143L110 144V143H117V140H114V139H116V138H108ZM4 140V141H5ZM24 140H25V138H24ZM34 140H33V142H34ZM39 140H41V139H39ZM52 140V139H51ZM111 140V141H110ZM28 143H30V146L32 145V143L31 142H29L28 141V139L26 140ZM31 141H32V139H31ZM103 141V140H102ZM105 141V140H104ZM107 141H105V143H107ZM114 141H116V142H114ZM249 142V141H248ZM251 142H252V140H251ZM257 142V143H256ZM263 142V145L261 146V147H263L264 146V139L261 141V143ZM103 144H104V142H102ZM16 144V145H17ZM24 144H25V141H24ZM23 144V145H24ZM42 144V145H41ZM7 145H10V147H12V148H14V149H16L13 145H12V143H10V144H7ZM6 145V146H7ZM12 145V146H11ZM15 145V146H16ZM29 145V144H28ZM27 145V146H28ZM40 145V146H39ZM107 145V148H109V146H108V144H106ZM18 146V145H17ZM19 146H21V145H19ZM112 146V145H111ZM110 146V148L112 149V147ZM116 146V145H115ZM0 147H2V146H0ZM25 147V146H24ZM3 148H1L0 149V153H5L6 151H4L3 150V152H2V149ZM18 148H20V147H18ZM22 148V147H21ZM27 148V147H26ZM25 148V149H26ZM103 148H104V146H103ZM115 148H117V146L115 147ZM47 150V151H43V150ZM22 150L24 151V148H22ZM128 151V150H127ZM127 151H126V153H127ZM18 152H19V150H18ZM20 152H22L21 151V149H20ZM26 152V151H25ZM29 152V153H28ZM45 152V153H44ZM112 152V151H111ZM115 153H113L112 152V154L111 153H109L110 154V156H109V159L108 160H110L111 162L110 163H112L113 164V162L115 161H113L112 162V160L113 159H110V158H114L112 155H120L121 153H119V152H117V151H114ZM44 153V154H43ZM28 154V155H27ZM7 155H8V153H7ZM104 155V154H103ZM117 155V156H118ZM2 156H3V154H2ZM46 156V155H45ZM130 156H131V154H130ZM135 157V156H134ZM136 157H138V156H136ZM101 159H102V161H101ZM118 159V158H117ZM144 159H145V161L144 162H147L146 163V167H145V165L144 164H142V162L141 163H139V164H136V165H139V166H143L144 168H148L149 169V166H147L148 164H149V162L150 161H148V160H146V157H144ZM107 160V161H108ZM119 160V159H118ZM120 160H121V158H120ZM124 161H126L125 159H123ZM133 159H131L130 161H132ZM123 162V161H122ZM121 162V164H123ZM139 162V161H138ZM106 163V162H105ZM109 163V162H108ZM110 163L109 164H107V165H110ZM125 163V162H124ZM137 163V162H136ZM127 164V163H126ZM133 164H135V163H133ZM136 165H134V166H129L127 169L125 168V167H122L123 169L122 170H126V171H129V170H132V169H134V168H136ZM187 165V164H186ZM101 166H102V168H101ZM117 166V165H116ZM123 166V165H122ZM141 166V167H142ZM27 167H29L28 169H35L34 170V174L33 173H31V174H29L28 173V170H27ZM112 167H114L113 165H112ZM142 167V168H143ZM109 168V167H108ZM110 168H111V166H110ZM125 168V169H124ZM132 168V169H131ZM141 168V169H142ZM151 168V167H150ZM262 168V167H261ZM105 169V168H104ZM116 169H118V168H116ZM138 171H140L139 169H137ZM189 170V169H188ZM192 171V170H191ZM254 171V170H253ZM30 172V171H29ZM33 172V171H32ZM104 172H105V170H104ZM130 172H132V171H130ZM136 172V171H135ZM134 171H133V173H135ZM180 172V171H179ZM194 172V171H193ZM140 173V172H139ZM244 173V172H243ZM261 173V172H260ZM113 174V173H112ZM112 174H110L111 175V177H110V175H108L109 176V178H107V180L109 179L110 180V178L111 179H113V178H117V179H121V175H118V174H115V176H113ZM119 174H122V173H119ZM128 174V173H127ZM118 175V176H117ZM131 175V177H132V174H130ZM141 175V174H140ZM200 175V174H199ZM103 176V175H102ZM107 176V175H106ZM113 176V177H112ZM124 176V175H123ZM129 176V175H128ZM197 176V175H196ZM206 176V177H205ZM213 176V175H212ZM225 176V175H224ZM232 176V175H231ZM236 176H240L239 174L238 175H236ZM256 176H258L257 175V173H256ZM125 177V176H124ZM131 177H130V179H128L127 180V182L129 181V180H131ZM200 177V176H199ZM229 177H230V175H229ZM228 177V178H229ZM259 177V179H262V178H260V176H258ZM257 177V178H258ZM104 178V177H103ZM134 178V177H133ZM132 178V179H133ZM201 178H203V180H204V182H205V184H207V186H208V188H209V185H210V183H211V185L213 184V183H216V182H213L214 180L211 178V180H213V181H209V179H206V178H209L208 176H207V173H206V175L204 174ZM213 178H216V176H213ZM232 179L234 178V179H237L238 177H231ZM253 178V177H252ZM257 178L255 179L256 181H258L257 180ZM116 179V180H117ZM125 179H127V177L125 178ZM227 179V178H226ZM230 179V178H229ZM234 179H233V181H234ZM241 181H243V180H246L245 178L244 179H241V177L239 178ZM254 179V178H253ZM252 179V180H253ZM183 180V179H182ZM239 180V181H240ZM262 180H264V179H262ZM118 181V180H117ZM135 181L137 182V180L135 179ZM192 181H193V179H192ZM208 181H209V183H208ZM215 181H217V179L215 180ZM225 182V184L227 185V180L225 181L224 179L222 180V181H220V184L222 183V185L224 184V182ZM238 181V180H237ZM250 181H251V179H250ZM132 182H133V180H132ZM138 182H139V180H138ZM109 183H111V181H109ZM124 183H126V181H124ZM198 183V182H197ZM203 183V182H202ZM231 183V184H230ZM233 182L231 181V182H229V184L233 187V189L235 188V186H233V184H232ZM237 183V182H236ZM239 183V182H238ZM238 183L236 184L237 186V189H239V187L238 186H243V187H245L246 188V186H249L248 184H246V185H244V184H239L238 185ZM102 184V185H101ZM118 184V183H117ZM141 184V183H140ZM216 184H218V186H219V181L216 183ZM108 185V184H107ZM111 185H112V187H113V185L115 186V188H120V189H125L126 187L127 188H129L130 189V187L132 186V185H134V183H126V184H124V185H122L121 187H118V186H116V184H114V183H111V184H109L108 185V187L107 186H104L105 188H109L110 189V187H111ZM118 185H120V183L118 184ZM126 185V186H125ZM129 185V186H128ZM182 186H184L183 184H181ZM191 185V184H190ZM197 185V184H196ZM201 184H199V185H197V186H195L196 188H198V186H200ZM202 185H204V184H202ZM210 185V186H211ZM229 185V187H231ZM254 185V184H253ZM185 186H187V185H185ZM184 186V187H185ZM215 187H216V185H214ZM255 186V185H254ZM191 187V186H190ZM189 187V188H190ZM195 187L194 186H192V189L193 190H195ZM211 187H213V186H211ZM210 187V188H211ZM215 187H213V188H215ZM222 186H220V188H221ZM232 187H231V190H233L232 189ZM249 187H252V185L251 186H249ZM126 188V189H127ZM149 188V187H148ZM186 188V187H185ZM188 188V187H187ZM188 188V189H189ZM205 188V187H204ZM209 188V189H210ZM217 188V187H216ZM215 188V189H216ZM219 188V187H218ZM227 189H228V187H226ZM112 189V188H111ZM113 189H114V187H113ZM138 189V188H137ZM145 189V188H144ZM143 189V190H144ZM152 188H150V190L149 189H146V190H144V191H147V192H149L150 191V193H147V194H150V196H151V193L153 192V190H151ZM184 189V188H183ZM188 189H186L187 191H188ZM206 189L207 188H205V190L203 191L205 194H207L208 195V197L210 196L209 194H208V191H207V193L205 192L206 191ZM222 189V188H221ZM230 189V188H229ZM240 189H242L241 187H240ZM263 190H264V187L262 188ZM130 190H132V188L130 189ZM203 190V189H202ZM220 190V189H219ZM134 191V190H133ZM139 191H141V190H139ZM198 191H199V189H198ZM201 191V190H200ZM216 191H218V190H216ZM223 191V190H222ZM225 191H227V190H225ZM241 191H243V190H241ZM244 191H246L245 189H244ZM251 191V190H250ZM142 192V191H141ZM221 192V191H220ZM248 194L250 193V192H248V191H246ZM137 193H138V195H140V196H138L137 195ZM137 193H134V194H136L137 196H138V199H139V197H140V199H139V201L141 200V194H139V192H137ZM182 193V195H183V191L181 192ZM187 193V192H186ZM189 193H190V191H189ZM195 193V192H194ZM193 193V195H195ZM201 193V195L203 194L202 193V191L200 192ZM216 193H218V192H216ZM134 194H132L133 196H134ZM154 194V193H153ZM156 194V193H155ZM154 194V195H155ZM244 194V193H243ZM102 195V194H101ZM113 195H115V193H113ZM158 195V194H157ZM164 195H166V197L165 198H167V201H162V202H160V203H162L161 204V207H158V206H160L159 205V203H157V201L155 200V202L157 203V207H155L154 206V204H152L153 202L152 201H150V200H152V199H154V198H152V197H148L149 198V200H148V198H146V200H148V201H150V203L153 205L152 206V208H154V210L155 209H160V210H158L157 212L160 214V216H162L163 215V213H165V211H166V209L167 208H165V209H163L164 207H168L169 205H171L172 206V210H173V206H175L176 205V201L174 200V199H172L173 200V202H171V200H168V199H171V197L173 196V194H171L172 196L170 197V193L169 194H164ZM164 195L162 194L161 196L162 197H164ZM169 195V198L167 197ZM181 195V196H182ZM185 195V194H184ZM183 195V196H184ZM193 195L191 196V197H193ZM201 196V195H199L198 193L196 194V196ZM222 195V193H220V196ZM241 195V194H240ZM131 196V195H130ZM137 196L136 197H134V198H136L137 199ZM159 196H160V193H159ZM174 196H175V194H174ZM177 196V195H176ZM175 196V197H176ZM195 196V197H196ZM212 196H214V194H211V199H212ZM218 196V195H217ZM232 196V195H231ZM230 195L228 196V197H231ZM244 196H245V194H244ZM112 197V196H111ZM120 197L122 198V196L120 195ZM128 195H127V197L126 198H123V199H128ZM188 197V196H187ZM209 197V198H210ZM215 197V196H214ZM109 197H107V199H108ZM144 198V197H143ZM178 198V197H177ZM184 198V197H183ZM199 198V197H198ZM201 198V197H200ZM199 198V199H200ZM235 198V197H234ZM156 199V198H155ZM176 199V198H175ZM186 198H184V200H185ZM190 199H192V198H190ZM189 199V200H190ZM202 199V198H201ZM228 199V198H227ZM226 199V200H227ZM106 200V199H105ZM104 199L103 200H101L102 202L103 201H105ZM110 200V199H109ZM108 200V202H110L111 203V201L112 202H114L113 201V199L112 200H110L109 201ZM130 200H131V197H129V200H126L125 201V203L127 204V206H130V208H132L133 209V211H134V209H136V206L133 208V207H131V206H134V205H136V202H137V200H135V199H133V202H132V204H131V202H130ZM134 200H135V203H134ZM143 200V199H142ZM141 200V201H142ZM195 201L196 200H198V199H194ZM194 200H192L193 202H194ZM228 200H231V199H228ZM232 200H233V197H232ZM100 201V202H101ZM118 201H119V199H118ZM124 201V200H123ZM122 201V202H123ZM128 201L130 202V204L128 205ZM132 201V200H131ZM141 201H140V203H138V207L139 206H141V207H139V210H140V208H141V212L139 213L138 212V210L136 209L134 212H136L137 211V213H138V216H139V214H141V215H147V216H149L151 213L153 214V218H155L154 216L156 215L155 214V212H154V210H153V212H152V209L151 210H149V212H147V213H143V211L144 210H146V209H148V207L147 208H145L144 209V207H142L143 205H142V203H141ZM175 201V202H174ZM199 201V200H198ZM210 201V200H209ZM216 201V200H215ZM115 202H117V200L115 201ZM114 202V203H115ZM121 202V201H120ZM122 202L120 203V204H122ZM165 202H169L168 204L169 205H165V204H167V203H165ZM225 201H223V203H224ZM232 202V201H231ZM231 202H229V203H231ZM109 203V205L111 206V205H113L112 207H110V206H107V208L108 209H114L115 208V206H114V203L113 204H110ZM118 203V202H117ZM124 203V202H123ZM148 203V202H147ZM146 203V204H147ZM150 203H148V204H150ZM189 203H191V202H189ZM194 203H196V202H194ZM194 203H193V205H194ZM235 203V202H234ZM119 204V203H118ZM118 204H115V205H118ZM125 204V205H126ZM140 204V205H139ZM148 204H147V206H148ZM163 204H164V206H163ZM175 204V205H174ZM192 204V203H191ZM200 204H201V201H200ZM227 204V202L225 203V205ZM106 205H108L107 203H106ZM106 205L104 204V206L106 207ZM188 205V204H187ZM229 205V204H228ZM258 205H259V203H258ZM262 205H264V204H262ZM261 205V207L260 208H262L263 209V206ZM121 207V205H118V207ZM126 206V207H127ZM186 206V205H185ZM184 206V207H185ZM189 206V205H188ZM195 206H197L196 204H195ZM221 206H223V205H221ZM233 205H231L230 207H232ZM110 207V208H109ZM114 207V208H113ZM119 207V208H120ZM123 207H124V205H123ZM126 207H124V208H126ZM191 207V206H190ZM199 207H200V205H199ZM259 207V206H258ZM103 208L107 211H105V213H106V216H104V214L101 216V211L103 210ZM119 208H118V210H116V211H119L120 212V210H119ZM122 208V207H121ZM130 208H127V210L128 209H130ZM185 208H187V207H185ZM203 208V207H202ZM257 209V207H254V209ZM111 209V210H112ZM142 209H144V210H142ZM162 209V210H161ZM201 209V208H200ZM218 210H217V212H219V210L221 209V207L219 208V203H218V208H217ZM254 209L252 210V211H254ZM101 210V211H100ZM127 210H125V212H127ZM165 210V211H164ZM204 210H205V208H204ZM228 210V209H227ZM226 210V211H227ZM113 211V210H112ZM115 211V210H114ZM124 211V210H123ZM132 211V210H131ZM131 211L129 210L128 212H130L131 213ZM162 211H164L163 213H161ZM168 211V210H167ZM166 211V212H167ZM170 211H171V208H170ZM170 211L168 212V213H170ZM195 211V210H194ZM214 211V210H213ZM237 211H240V210H237ZM257 211H259V210H257ZM263 211H264V209H263ZM191 212L193 213V210H191ZM195 212H197V211H195ZM203 212V211H202ZM202 212L201 213H198V215H200V214H202ZM215 212H216V210H215ZM241 212V211H240ZM245 212V211H244ZM247 212V211H246ZM250 212V211H249ZM256 212V211H255ZM112 213V212H111ZM176 213H178V212H176ZM205 213V212H204ZM254 213V212H253ZM253 213H251V214H253ZM257 213V212H256ZM255 213V214H256ZM162 214V215H161ZM208 214V212L206 213V215ZM213 214V213H212ZM219 214V213H218ZM228 215H229V213H227ZM231 214V213H230ZM239 214V213H238ZM249 214V213H248ZM258 215L260 214V212H258L257 213ZM256 214V215H257ZM132 215H133V212H132ZM166 215V214H165ZM175 216H176V214H174ZM179 215V214H178ZM118 216H121V213L118 215ZM118 216H116V218L118 219ZM136 216V215H135ZM169 216V215H168ZM215 216H217L216 214H215ZM222 216V215H221ZM225 216V215H224ZM223 216V217H224ZM152 217V215H150V217H149V219ZM212 217V216H211ZM220 217V216H219ZM218 217V218H219ZM226 217V216H225ZM233 217V216H232ZM258 217V216H257ZM110 218V219H109ZM124 218H126L125 216H124ZM139 217H137V220H139L138 219ZM147 218V217H146ZM171 218H174V217H172L171 216ZM193 218H194V216H193ZM196 218V217H195ZM217 218V219H218ZM104 219V220H103ZM120 219V218H119ZM130 219V218H129ZM128 219V220H129ZM157 217H156V219H154L153 221H157ZM206 219V218H205ZM208 219V218H207ZM210 219V218H209ZM229 219V218H228ZM262 219H264V217H262ZM111 220H112V222H111ZM134 220L135 221H137L136 220V218H134ZM164 220V219H163ZM170 220V219H169ZM172 220V219H171ZM168 221L169 223L170 222H173V221ZM185 220V219H184ZM184 220H182V221H184ZM186 220L187 221H189L187 218H186ZM204 220V219H203ZM216 220V219H215ZM214 220V221H215ZM219 220V219H218ZM221 220V219H220ZM230 220V219H229ZM127 221V222H126ZM133 221V220H132ZM135 221H134V223H135ZM201 221V224L203 225V223H202V220H200ZM210 221H212V220H210ZM175 222V221H174ZM190 222V221H189ZM192 222V221H191ZM190 222V223H191ZM195 222V221H194ZM199 222V221H198ZM198 222H197V224H198ZM216 222V221H215ZM175 223H178V222H175ZM196 223V222H195ZM155 224V225H154ZM170 224H172V223H170ZM170 224H169V226H170ZM200 224V223H199ZM200 224V225H201ZM259 224V223H258ZM185 225V224H184ZM208 225V223L206 224V226ZM210 225V224H209ZM212 225V224H211ZM170 226V227H171ZM205 226V223H204V228L206 227ZM221 226V225H220ZM223 226V225H222ZM191 227V226H190ZM196 227V226H195ZM199 229L201 228V226H197ZM196 227V228H197ZM161 228H162V226H161ZM194 228V227H193ZM195 228V229H196ZM203 228V227H202ZM215 228V227H214ZM216 228H218V226L216 225ZM221 228V227H220ZM251 228V227H250ZM250 228H248V229H250ZM160 229V228H159ZM206 229V228H205ZM246 228H244L243 230H245ZM166 230V229H165ZM192 230V229H191ZM200 230H203V229H200ZM235 230V229H234ZM232 231V232H235V231ZM242 230V229H241ZM156 231L157 232H159L160 234H161V236L163 237H161L162 239H165V241H166V243H167V241L169 242V245H171L170 243L173 241L172 239H175L174 240V242H177V241H179V242H177V244H176V246L178 247H176L177 249H175V251L174 252H172V251H170V250H172V249H174L172 246V249H169L168 247H170L169 245L166 247V249H168V250H163L162 252H160V254L161 255H164V253H168V251H170L167 255L168 256H165V257H163L162 259L160 258V260L159 259H156V258H159V257H155L154 256V258L155 259H153L152 261L151 260H149L148 259V255L145 253V252H149V250L147 251V250H145L144 249V247H146L147 245V243L150 241L151 242V240L155 237H153V234L155 235L156 234ZM229 231H231V229L229 230ZM184 232H186V234L184 233ZM196 232V231H195ZM172 233H174V234H172ZM193 233V232H192ZM241 233H243V234H245L244 232H241ZM177 235V239L175 238L176 237V235ZM179 234V235H178ZM197 234H198V232H197ZM197 234H195V236L197 235ZM223 234V236H221ZM228 234H230V235H228ZM15 235H17V239L15 238ZM20 235V236H19ZM137 235V236H136ZM191 235V234H190ZM193 235V234H192ZM215 235V236H214ZM233 235V236H234ZM134 236H136L135 238H137V241L135 240V238H134ZM180 236V237H179ZM213 236V237H212ZM230 236V237H229ZM240 236L242 237V238H240ZM247 236H250L249 238H247ZM20 237L21 238H24V241H21V239H20ZM131 237H133V238H131ZM157 237V236H156ZM186 237H189V236H186ZM185 237V238H186ZM191 237H193V236H191ZM216 237H218V238H216ZM220 237V238H219ZM222 237H226V239H224V238H222ZM16 239L17 241H19L20 242V244H18L17 243V241H16V243H13V242H15L13 239ZM141 238H142V240H143V238H145L144 239V242L141 240ZM166 238H168V239H166ZM169 238H171V239H169ZM190 238V237H189ZM188 238V239H189ZM203 238V237H202ZM213 238V239H212ZM214 238L215 239H217L216 241L214 240ZM244 238V239H243ZM251 238V239H250ZM19 239V240H18ZM148 239V240H147ZM150 239V240H149ZM157 239H160V236L157 238ZM178 239H180V240H178ZM204 239V238H203ZM218 239H219V241H218ZM221 239V240H220ZM226 240L225 242H224V240ZM240 239H241V241H240ZM247 241H246V240ZM254 239V240H253ZM72 240L74 241V240H76V242H74V243H72ZM132 240H134V241H132ZM170 240V241H169ZM172 240V241H171ZM212 240H214L215 241V243L214 242H211ZM223 240V242H220V241H222ZM230 240L232 241L231 243H233L232 244V246L230 245L229 246V244H228V242L230 243ZM242 240H244V242L242 241ZM251 240H252V242H251ZM148 241V242H147ZM161 241V240H160ZM164 241V242H165ZM184 241H183V243H184ZM187 241V240H186ZM185 241V242H186ZM234 241H236V242H234ZM248 243V241L250 242L249 244H245L246 242ZM12 242V243H11ZM136 242H137V244H136ZM145 242H147V243H145ZM162 242V241H161ZM161 242H155L154 243V245H150V244H152V243H148L149 244V246H152V249L153 248H155L156 250H158L159 248L160 249H162V247L164 248V246L161 244ZM173 242V243H174ZM239 242H241L242 244H240ZM141 243H143V244H141ZM159 243V244H158ZM172 243V244H173ZM178 243H181L180 245H178ZM210 243H211V245H210ZM213 243L215 244V245H213ZM218 243V244H217ZM230 243V244H231ZM71 244H76V245H74V248H71L70 246H71ZM136 244V248H135V245ZM157 246H159V247H157ZM161 244V245H160ZM168 244V243H167ZM175 244V243H174ZM173 244V245H174ZM187 244V243H186ZM217 244V245H216ZM225 244V245H224ZM228 244V245H227ZM141 245H143V246H141ZM235 245H236V248H235ZM245 245V246H244ZM133 246H134V252L135 253H137V251H135V249L136 250H138V253H140V256H139V254H137V258L136 257H134V253L132 254V253H129V250L131 249V247H132V249H133ZM154 246V247H153ZM162 246V247H161ZM226 246H227V248L229 247V249H231V250H229V249H227V252H225L226 251ZM247 246H248V249H247ZM137 247H140L139 249H140V252H139V249L137 248ZM233 247V248H232ZM149 248V247H148ZM148 248H146V249H148ZM158 248V249H157ZM198 248H199V250H198ZM214 248V247H213ZM223 248V249H222ZM244 248H246V250L244 249ZM96 250V253H98V254H95V251L94 250ZM141 249H144V250H141ZM159 249V250H160ZM211 249V248H210ZM238 249H239V251H238ZM17 250V251H18ZM91 250L93 251V253L94 254H92V252H91ZM191 250V251H190ZM213 250H215V248L213 249ZM225 250V251H224ZM245 252H244V251ZM18 251V252H19ZM91 253H90V252ZM131 251V250H130ZM144 251V252H143ZM151 251V250H150ZM167 251V252H166ZM189 251V252H188ZM212 251V250H211ZM243 251V252H242ZM158 252V251H157ZM164 252V253H163ZM191 252V253H190ZM208 252H209V249H208ZM242 252V253H241ZM0 253V254H1ZM143 253H144V255H143ZM150 254H151V252H149ZM163 253V254H162ZM185 253V254H184ZM211 253V252H210ZM239 253V254H238ZM127 254V255H126ZM132 254V255H131ZM157 254H159V253H157ZM230 254H232V253H230ZM238 254V255H237ZM21 255H23L22 257H21ZM126 255V256H125ZM131 255V256H130ZM155 255V254H154ZM16 256V257H15ZM141 256L143 257L144 256V258H142V260L140 259L141 258ZM158 256V255H157ZM193 256H194V253H193ZM193 256H191L190 258H194ZM205 256V257H204ZM229 256V255H228ZM237 256H239V258L237 257ZM134 259V261H135V258H136V261L135 262H133V259ZM151 257H153V256H151ZM210 257H211V254H210ZM213 257H216V256H214L213 255ZM212 257V258H213ZM235 257H237L236 259H235ZM146 258L148 259V261L146 260ZM150 258V257H149ZM188 258V257H187ZM152 259V258H151ZM189 259V258H188ZM201 259V260H200ZM208 259H211V258H209L208 257ZM243 259L245 260V262L243 261ZM138 260V261H137ZM144 260V261H143ZM192 260V259H191ZM190 260V261H191ZM203 260H205L204 262H202L201 263V261H203ZM1 261V260H0ZM143 261V262H142ZM147 261V262H146ZM189 261V260H188ZM187 261V262H188ZM189 261V262H190ZM193 261H191V262H193ZM210 261H213V262H210ZM149 262V263H148ZM184 262V261H183ZM195 262V261H194ZM233 263H231V264H233ZM185 264H187V263H185Z\"/></svg>", "mask_w": 264, "mask_h": 264}]
</instances>
